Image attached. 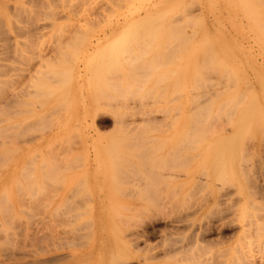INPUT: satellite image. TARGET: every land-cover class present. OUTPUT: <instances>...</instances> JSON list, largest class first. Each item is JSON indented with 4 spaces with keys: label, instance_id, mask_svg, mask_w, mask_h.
Segmentation results:
<instances>
[{
    "label": "rangeland",
    "instance_id": "374dc122",
    "mask_svg": "<svg viewBox=\"0 0 264 264\" xmlns=\"http://www.w3.org/2000/svg\"><path fill=\"white\" fill-rule=\"evenodd\" d=\"M19 1H21V0H19ZM19 1H16V0H0V8H1L0 12L4 16V17H1L2 15L0 14V19H3L2 22H3L4 26L8 24L7 27L6 26L4 27L5 29H3L0 26V31H1L0 34L2 33V31L4 32L2 34H5L2 37L3 46L1 45L2 48H0V54H1L0 62L3 66V68H2V66H0V68H2V69H0V72H1L0 73V83L3 81H5L4 83H7V84L2 83V85L0 84V93H1L0 95H5L4 93H6V97H8V100H10L11 99L10 98L11 93H13V94L15 93V94H17V98H18V94H19L20 95L19 99L21 100V97H23L22 99L25 100V101L22 100L23 102L21 101V103H20V100H18L19 104H21V105H19L17 103L19 106L17 105V107H16V105H15V108L13 107L14 105H12L11 107H7V106L4 107L6 109H8V108L10 109V111L8 109V111H9L8 114L4 111L6 109H4V108H2V106H0L1 110L4 111V113H2V114L0 111V118H2L0 120V127H2V128H0L1 129L0 132L1 131L4 132V133L1 132V134H3V136L0 134V154H2L4 156L8 155V158H9L8 159L7 156H5V158H6L5 159L4 156L0 155L1 156L0 157L1 158L0 159L1 160L0 166H1V164H3V166L0 167V188L2 187L1 182H5L6 183V189L10 191L9 195L5 194L8 198H4V195H2L3 196V198H2L0 195V198H1L0 199V201H1L0 206H2V208L0 207L2 209V210L0 209V213L2 214V211H3V214L2 215L0 214V216H1L0 217V261H2V262H0V264H2V263L3 264H79L82 262L84 264H119V263L120 264H123V263L124 264H248L249 262H250L249 264H253V263H251V261L254 262V264H256V263L257 264L258 263L264 264V249H263V244H264V233H263L264 232V223H263L264 222V190H263L264 189V115H263L264 114V58H263L264 57V40H259L261 38L262 39L264 38V33H263L264 31L261 30V31H263L262 36L260 34L261 33L260 30H258L259 33L257 32V30H254V31L250 30L253 32V33H251L250 31H248L247 28H244L245 30H241V31L236 30V32H234L232 30L233 27L231 28V25L229 22L231 20L230 16H232V19H233V16L236 14H237L236 17H238V15L243 16V11L241 9H239L238 7L236 8L237 11H236V9H234V11H233V9L232 10L226 9V8H230L227 5V3L230 2L229 0H219V1L215 0V1H218L215 3H213L214 0H210V1L204 0L205 2L208 1L207 5L205 2H203V0H200L199 2H197L200 5L199 8H197V6H198L197 3H196V5H193L195 3L190 4V6H189L190 8H189V11H187V13L189 14L191 12H194V10H195L194 13L189 14V15L193 16V19L194 18L196 19L195 15L197 13L198 18L204 17L205 20L208 19L207 20L208 22L210 20H212L213 24H215L217 22H216V20H214V17L218 15V20H221L222 21L221 23H223V26H225V28H223V26L221 28L224 30L226 29L228 32L222 30L225 33L224 34L220 30H214V25L212 27L213 30H210V31L208 30V32H207L208 35L206 34V36H204V37L208 36V39H210L209 43L213 44V46L211 44L210 48L217 46L216 48H213V49H209V45H208L209 43H207L206 41H205V44H203L205 39L203 40V42H200V41H202L200 39H202L204 37H201L198 34L197 36H199L201 38L195 42L196 44L194 43L193 48L195 46L196 49L194 48L195 50H193V52L198 53V52L205 51L206 49H209L211 53L207 52L208 56L205 55L204 56L205 59H203V58L201 59V64L204 63L205 65L204 64L201 65L200 61H199V62L194 64V67H195V65H196V67L194 69H191L193 67V63H191V64L188 63L190 66L187 65L188 71L185 74V76H179V73L175 69L172 71V69L174 67L177 68L175 66L176 61L173 58L174 57L173 52H175L174 53V55H175L179 51L175 50V48H174L175 45L174 46L171 44L168 45L171 41L170 38L173 35L172 32H174V30L173 31L170 30L172 34H169L168 30H165L166 32H168L169 35H167L165 31H164L165 33L162 34L163 33L162 30H160L161 33L160 32H158L156 34L154 33L155 34L154 41L157 40L156 38L158 37L157 42L156 41L154 42L151 39L152 37H150V39L152 41L149 40V36H146L149 33H146V35L144 33L145 37L148 38L149 42L146 41L145 37H144L145 39H141V38L138 39V41L139 40H143V41L145 40L148 44L150 43V45L143 43L144 44V46H143L141 43L142 41L141 42L139 41L138 43H141L140 44L141 46H140V45L135 44V43H137V41L134 40L135 42H133V43L135 45H137V46H135L133 44V48H136V49H134V52H136L135 50H137V54H138V52L140 50H141L140 52L144 51L145 49H146L145 51H147V54L145 53V55L143 53L141 55L139 52V54H138V55H140L139 57L136 54V57L140 58L139 59L140 61L138 59H136L137 61H135V63H134V60L131 62L129 59H127L128 62H127V60L124 62V59L122 58L123 56H121V53H120V58H122L123 60L122 59H121V61L117 60L119 58V55L117 56V55L113 54L114 48H113V45H110V44H112L113 40L111 39V37L108 38L109 36H107L106 39H103L102 42L99 43L98 48H94V49L89 48L88 41H89L90 36H92V34L89 35L88 30L86 29V28H88V25L86 26V24H88L89 22L85 21V20H89V19H90V21L92 20V18H93L92 17L93 16L92 15V13H93L92 8H94V13H96L97 15H100L99 16L100 20L102 19L101 18V12L103 11L102 14H104V16H105L104 18H106V19L108 18L109 20L114 21L116 19V18L113 19L114 16H116L117 18H120L125 14L133 12V10H131L130 7H132V9H133L134 8L133 5H138L140 3L139 0L138 1L128 0L125 2H124V0H122L126 5L127 4L128 5L126 6L124 3H122V5L124 4L125 6H121V7H124L125 10H127V9L130 10V12H126L125 10L121 9V7L117 4V2H116V4L118 6L116 4L114 5L115 0L113 2L111 0L110 3L108 0H106V2H105V0H101L100 4H102L101 5L102 8H104L103 6H105L103 4H106V8H104V9H107L108 8L107 5L112 4V3H113L112 6L117 7L116 8V7H112L111 5H109L108 10H111L110 8L112 7V10L115 11V13L112 11H110V12H112L114 15H111L112 13H110L109 11L107 12V15H105L106 14L105 11L100 9L101 8L100 4L98 5V3H99V2H97L98 0L97 1L96 0L95 1L94 0H90V1L85 0L86 2L84 0H82L86 4H82L81 0H80L81 4L77 0H74V1L69 0L72 3L78 2L79 4H77V5L80 6V8L76 5V3L69 5L71 3H67V2H69L68 0H65V3H67V4H63L62 0H55V1L52 0L51 1L52 4L55 3L56 1H59L58 2L59 5H60V3L63 4V6L61 4L62 8L60 6H58L57 3H56L57 6L51 7L50 5H52V4L49 3L50 2L49 0H48L49 2H47V0H44L43 2H41V0H38L39 1L38 3H37V0H36V2H34L35 0H28V1L26 0L25 2L22 0L21 3ZM93 1L96 2L97 4L94 3ZM119 1H121V0H119ZM132 1H133V5L130 6L131 5L130 3H132ZM255 1H257V0H255ZM261 1H264V0H258V2H261ZM26 2H29V3L26 4ZM45 2L47 3V6H49L48 8L47 7L45 8V6H44ZM88 2L93 4V6H94V4H96V6L98 5V7L95 6V7H92L90 9L89 7H91L92 5L90 3H89L90 5H88ZM136 2L137 3L139 2V3L136 4ZM234 2L236 4H238L239 1L234 0ZM240 2H242V1L240 0ZM8 3H9V5H8ZM30 3H31V5H30ZM33 3H35V4L37 3L38 6L37 5L36 6L38 8L35 6V4L32 5ZM107 3H109V4H107ZM118 3L120 4V2H118ZM180 3L183 4V5L180 4V6H182V8H180V9L182 11L179 9L180 6H176V7H178L177 9L175 6L172 9H170L173 6V4H172V5L166 6V8L164 7L166 9V11L164 9V11H165L164 13L167 12V15L169 17H172V18H176V16L178 17V15H176L178 12L180 14L181 13L184 14L183 12L186 13V10L188 9V8L186 9V7H185V6H187L186 1L180 0ZM217 3H219V4L216 5ZM5 4L8 5L9 8H8V6H5ZM21 4L24 6H22ZM12 5H14L15 7L17 5L18 6L20 5V6L19 7L17 6L16 10L14 12L15 7ZM41 5H42V8L44 7L45 9L41 8L40 11H42V10L45 11L47 9V11L49 10V12H50L51 11L50 9H52V8H53V10L55 9V11H57V8H59L58 14L60 13V15L56 17L55 15H58V14H56L57 12H53L54 14H52V15H51V13H49V15H47V11H45L46 17H48V16H51V17L46 18L47 19L46 20L45 18H42L43 15H40V17H41V19H40V17H39L40 12L38 13L39 10H37V9H40ZM68 5L70 7H72L73 5H76L78 12L81 8H83L84 10H86L87 8L88 9L85 11L86 14H85L84 10L83 11L81 10L79 12V14H78L77 10H75L76 11L75 13H77L75 15L73 12L74 10H72L73 8L67 7L68 10L71 9L73 12V15H75V16H72L71 11L66 10L67 9L66 6H68ZM85 5H86V7H84ZM87 5H88V7H87ZM202 5H204L203 6L204 8L202 7ZM221 5H222V8H220ZM34 6L37 8V9L35 8L37 11H35V9L31 8ZM128 6H130V7H128ZM183 6L185 8H183ZM191 6H193V8ZM194 6H196L197 9H194ZM216 6L217 7L219 6L218 7L219 10L217 9ZM223 6H224V12L225 13L223 12ZM260 6H264V3L259 4V8L264 10V7H260ZM23 7H26L27 10H25L26 8L23 9ZM119 7H120V9H119ZM126 7H127V9H126ZM135 7H137V6H135ZM200 7H202L203 9ZM209 7H211V8L209 9ZM114 8H116V9H114ZM2 9L4 12H2ZM29 9H32V10L28 11ZM74 9H76V8L74 7ZM167 9H169V13H168ZM175 9L177 11L180 10L181 12L178 11L175 14L174 13ZM216 9L218 11H220V9L222 10V11H220V14L217 13L218 11ZM33 10H34V12H33ZM121 10L125 11L126 13L123 11L121 13ZM162 10H163V8H162ZM196 10H199V12L201 11L203 13L196 12ZM240 10L242 11V15L240 13L241 12ZM10 11L13 12V13L11 12L12 15H14L16 13L14 15V17L11 15ZM116 11H117V13H116ZM118 11L120 13H118ZM135 11H137V10H135ZM208 11L211 12V14ZM238 11H240V12H238ZM17 12H19V13H17ZM20 12L23 14H21ZM27 12H28V14H27ZM31 12H33V14H31ZM90 12H91V14H90ZM25 13L27 14V16H25L26 15ZM61 13L63 16L65 15L66 17L65 16L63 18L60 17ZM80 13L85 15V16L86 15L87 16L92 15V16L91 17L88 16V17H90L89 19H87L88 17L86 19H85V17H83V19H82V17L81 18L78 17V16H83ZM172 13H174L176 16L173 14L175 16L174 17L172 15ZM221 13H223V16H224V14L227 13L226 15H227V18L229 17V21L226 17H225L226 18L225 19L221 15ZM35 14L38 15V17H39L38 20H40L42 22V23L37 22L40 25L34 24V26L37 25V28L33 27V22L35 23L37 19L34 20L33 16H32L33 20L31 19V15L35 16ZM41 14H42V12H41ZM96 14H94V17ZM117 14H119V16ZM120 14H122V15L120 16ZM22 15H23L24 20L23 19L21 20ZM108 15L110 17L113 16V18L111 17V19H110ZM220 15L225 20H223ZM18 16L20 17L19 19H18ZM52 16L53 17L55 16L56 18H59V17L60 18L56 19V18H52ZM205 16H207L208 18ZM15 17H16V19H15ZM77 17L79 19H81L82 21L84 20L86 23L84 21H83L84 23L80 22L81 20L79 21ZM9 18H11V20H13L16 24L14 22H13L14 24H11L12 21L10 22ZM17 19H18V22L16 21ZM50 19H51V21H50ZM20 20H21V23L23 22L24 25H25V23L28 22L25 26H28L29 24L30 25L28 27H25V28L23 25V28H24L23 29L22 24L19 23ZM42 20H45V21L43 22ZM30 21H32V25H31ZM57 21H59V22H57ZM48 22H52V23H50V25H49ZM73 22H75V24L78 22L77 26L73 25V26H75L74 28L78 27L79 25L81 26V27L76 28V30L80 29L78 31L79 33L76 30H73V26H71L73 24ZM227 22H229V23L227 24ZM45 23L46 24L48 23L49 27H48V25H46V26H43L44 29L41 28L42 25H44ZM57 23H60L62 25L59 24L60 26L57 25V27H54ZM63 23L68 24V27L72 23L70 25L72 28L69 27V29H72V30H69V32L67 31V33H66L65 28L67 26H65V28H64ZM102 23H103V21H102ZM106 23H109V22H106ZM10 24L14 25V26H12V27H14L13 30L15 29V27L17 25L16 32H18V30H20V31L18 33L14 32L15 30L14 31L12 30V27L10 26ZM0 25H1V22H0ZM84 25L86 26L85 29L83 28ZM89 25H90V23H89ZM8 26L10 28H8ZM30 26L33 28H30ZM50 26L52 28H50ZM58 26L60 28H64L63 31H62V29H59V31H61L60 33L57 29ZM18 27H21V29ZM38 27H40V28H38ZM26 28H27V30H26ZM67 28H66V30H67ZM5 30H6V32H5ZM29 30L32 32H30ZM53 31H57V32L54 33ZM64 31H65V33H62ZM81 31L83 33H86V34L81 33ZM154 31H158V30H154ZM244 31H246L247 34ZM70 32H72L73 34L72 33L70 34ZM14 33L17 35H15ZM51 33L55 36L53 37ZM57 33H59V34H57ZM242 33H243V35H242ZM254 33H256V34H254ZM7 34H8V38L6 37ZM62 34H64V36H62L64 38L60 37ZM75 34H76V36H75ZM79 34L80 35L83 34L84 36L83 35L82 36L84 38H82V36H80ZM237 34H239V35H237ZM69 35L73 36V41H72V38L70 39ZM133 35H132V37H133ZM138 35H140V34H138ZM165 35H167V36H165ZM174 35H176L175 32H174ZM174 35H173L174 38L172 37L173 40L176 39ZM236 35H237V37H236ZM244 35L246 37L248 36L249 40L248 39L245 40ZM255 35L258 38L255 37ZM259 35H260V38H259ZM1 36L2 35H0V37ZM27 36H29V37H27ZM47 36H49V37H47ZM67 36H69V38ZM115 36H113L114 37L113 39L116 40ZM161 36H164V38ZM181 36H182V34H181ZM197 36H195V37L199 38ZM233 36H234V38L236 37L237 40L232 38ZM239 36L241 37L240 39H239ZM5 37L7 38L6 40L9 42L4 41ZM78 37H81L80 38L81 42H80V39L78 40ZM160 37H161V39H160ZM166 37L170 40H168ZM195 37L193 36L192 39H194ZM52 38L54 41L50 40ZM65 38H68V39H65ZM92 38H94V37L92 36ZM215 38L217 39V41ZM250 38H252V39H250ZM47 39H48V41H46ZM59 39H62V40L59 41ZM74 39L78 40V41L75 42ZM211 39L214 40V43H213V40H211ZM256 39H258V40L255 41ZM18 40H20V41H18ZM42 40L45 42H41ZM64 40H66V41L68 40L67 41L68 43L66 41L64 43L63 42ZM224 40H226V42ZM239 40H241L242 42H245L244 43L245 45H243V43H242V46H241V43L240 44L236 43V41L238 42ZM251 40H253L254 42ZM21 41H23L22 43L24 45L19 44V42L21 43ZM176 41H177V39H176ZM241 41H239V42H241ZM246 41L254 43V44L251 43L252 48H251L249 43H247L248 44V46H247ZM258 41H260V42L258 43ZM4 42H6V43L4 44ZM10 42H13V43L10 44ZM15 42H16V44H15ZM30 42L32 45H29ZM40 42H41V44H40ZM59 42L60 43L63 42V44L62 43L60 44L62 46L59 45ZM73 42L75 43V47L73 46L74 45ZM78 42H80L81 45ZM152 42H154L156 44L154 45V43L152 44ZM228 42H229V44H228ZM33 43H35V44H33ZM108 43H109V46L107 47ZM163 43H165V44H163ZM176 43H178V42H176ZM197 43L199 44L200 47L198 46ZM200 43L203 45L201 46ZM224 43H225V45H223ZM255 43H258V44H255ZM56 44H57V46H56ZM67 44H69V46H67ZM157 44H158V47H156ZM237 44H239L241 47H244V48L241 49L240 46H238ZM7 45H9V46L7 47ZM25 45H27L28 48H26L27 46L25 48L22 47ZM78 45H80V46H78ZM153 45H154V47H153ZM204 45H207V48H204L205 50L203 49ZM221 45H222V47H221ZM233 45H235V46L233 47ZM52 46H54V47L52 48ZM72 46L74 47V49L72 48ZM55 47L56 48L58 47L57 48L58 50L60 47L59 52L61 51L60 53H62L61 54L62 58L58 55V54H60L58 52V50L57 51L54 50ZM62 47H65V48H62ZM68 47H70V49L72 48L73 50L72 49L68 50ZM150 47H153V49ZM204 47H206V46H204ZM10 48H12V51H10ZM15 48H17V51L18 52L20 51V52L18 53L16 50H14ZM61 48H62V50H61ZM79 48H81V49H79ZM108 48H109L110 53L108 52ZM125 48H126V46H125ZM165 48H166V50H165ZM245 48H246V50H245ZM256 48H258L259 50ZM1 49H2V51H5V49L7 51V49H8V51L4 53V52H1ZM18 49H20V50H18ZM23 49H25V50H23ZM63 50H65V51H63ZM172 50H174V51H172ZM213 50H214V52H216V54L213 52ZM25 51H27L29 53H26ZM71 51H75V53L74 52L72 53ZM77 51H79V52H77ZM121 51L122 50H120V52ZM256 51L259 53H257ZM32 52L34 54H32ZM88 52H90V53H88ZM157 52H158V54H157ZM161 52H162V54H161ZM170 52H171V55L173 57L170 55ZM14 53L19 54V55L15 56ZM21 53H22V55L25 54V55H23V57L26 56L25 60H24V58L23 59L21 58L22 60H19ZM126 53H125V57L128 56V55H126ZM168 53L170 55L169 57H168ZM249 53H250V56L252 55L251 57L249 56ZM40 54H41V56H40ZM53 54H55V55L53 56ZM73 54H75L74 57H72ZM102 54H103V60L101 59ZM106 54H107V56H106ZM122 54H124V53L122 52ZM156 54L159 56V58ZM3 55H5L6 58ZM22 55H21V57H22ZM219 55H223V57L222 56L219 57ZM7 56H9L8 57L9 59L7 58ZM97 56H99V57H97ZM104 56H106V58ZM114 56L118 57V58H116L118 63L120 61V63L119 64L117 63V64L118 65L121 64V67L119 66L120 69L116 70V71H115V69L116 68L118 69L119 67L116 64V62H114L115 60L113 61L114 63L112 62L114 65L110 63V60L112 61L113 59H115ZM210 56H211V59H210ZM215 56H217V57H215ZM43 57H45V59L48 57L47 59H49V61L47 59L46 60L43 59L45 62L42 61L41 58H43ZM49 57L51 58V60ZM56 57H57V59H56ZM65 57H66V60L68 62L64 60ZM150 57H152L154 59L152 60V58L150 59ZM10 58L12 60H10ZM71 58L72 59L74 58L73 59L74 61H72ZM97 58L101 59V61L104 62V65ZM215 58L216 59L218 58L217 60L219 63L217 62V60H215ZM6 59H8L9 61H7ZM52 59H54V63H53ZM59 59H61V60H59ZM88 59H89V61H88ZM95 59H97V60H95ZM157 59H158V61H157ZM162 59H164V60H162ZM172 59H174V60H172ZM56 60H58V61H56ZM86 60H87V62H86ZM91 60H92L93 64H95V66L92 65ZM211 60H212V63L211 62L208 63V61H211ZM145 61H146V63H145ZM147 61L149 64L147 63ZM171 61H172V63H171ZM65 62H66V64H65ZM96 62L99 63L100 65H98ZM140 62H142V63H140ZM151 62H152V64H151ZM3 63H5L9 66L8 71H7L8 66L3 65ZM18 63H19V65H18ZM43 63H44V65H43ZM61 63L63 64V66L61 65ZM124 63H125V65H124ZM132 63L134 64V66ZM159 63H161V65ZM214 63H216V64L218 63V66ZM48 64H49V66L50 65L51 66L49 67ZM101 64L103 65V69H102ZM166 64H168V65H166ZM208 64H210V65H208ZM88 65H90V67ZM137 65H138V68H136ZM139 65H142L144 68L142 66L139 67ZM149 65H150V67H149ZM4 66L6 67V69ZM46 66H48L49 69ZM71 66H72V68H71ZM97 66H98V68L95 69V67H97ZM109 66L112 67V70H111V68H109ZM113 66L115 69L113 68ZM128 66H130V68ZM157 66H159V67H157ZM223 66H224V68H223ZM57 68H58V70H57ZM62 68L66 72L68 69L67 73L70 74V75L68 74L69 77L67 79H65L67 81V84H65L66 81L62 82V84H59V83H61L60 82L61 80H64V78H62L63 77L62 73L64 72ZM65 68H67V69H65ZM100 68H101V70H100ZM104 68H105V70H104ZM122 68L125 69V70H123V72H121ZM127 68H129V69L127 70ZM150 68H151V70H150ZM212 68L214 70H212ZM54 69L57 71V73L59 72L58 74H60V76L56 73V71ZM61 69L63 71L62 73H60ZM83 69H84V71H83ZM108 69H109L108 73H105ZM164 69H166V70L168 69V71H166ZM145 70H147V71H145ZM163 70L165 73L167 72L166 73L167 75H165L164 72H162ZM210 70H212V73ZM48 71H49V73H48ZM96 71L98 72L97 73L98 76L95 73ZM119 71H120V73H119ZM142 71H144V72H142ZM174 71H176L178 74L176 72H175L176 73L175 74ZM227 71H228V73H227ZM2 72H3V74H2ZM39 72H40V74H39ZM44 72L48 73V75ZM93 72H94V74H93ZM125 72H127L128 75ZM131 72H133V74ZM134 72H136V74H134ZM205 72H206V74H204ZM214 72H217V73H215V75H214L213 74ZM229 72H231L233 74H231ZM4 73H5V75H4ZM6 73H7V75H6ZM121 73H123V74H121ZM149 73H151L152 75L154 74V75L151 77V74L149 75ZM197 73L199 74V76ZM44 74H46V75L44 77H42V75H44ZM52 74L54 77L52 76ZM87 74L89 76L88 78H86ZM111 74H113V75H111ZM117 74H119V75H117ZM101 75H103L104 77L102 76L103 77L102 78ZM107 75H111V76H107ZM114 75L116 76V78L113 77ZM123 75H124V77L122 78ZM175 75L176 76L178 75L177 77H181V78H177V77H175ZM196 75L198 76L197 80H196ZM230 75H234L233 76L234 78L232 76L230 77ZM66 76L67 75L65 73L64 77H66ZM105 76L108 78L106 79ZM40 77H41V80H40ZM51 77H53V78H51ZM96 77H98L99 79H96ZM147 77H148V79H147ZM204 77H206V78H204ZM218 77H220V78H218ZM45 78H48V80H46ZM54 78H55L56 82H54L55 81ZM110 78L112 79V82H110ZM124 78H126V81H128L127 83L124 80ZM141 78H143L146 83L143 81V79L141 80ZM170 78H172V79L170 80ZM174 78L175 79L177 78V79L175 80ZM217 78H218V80H217ZM228 78H229V81H231V82L228 81ZM231 78L236 79V80L232 81L233 79H231ZM1 79H2V81H1ZM3 79H5V80H3ZM59 79H61V80H59ZM103 79H104V81H103ZM120 79H121V82H120L121 85H119L118 83H116V86H115V84H112V83H115V80H116V82H119ZM130 79L132 80V82L130 81ZM135 79L137 80L136 82L134 81L136 84L133 82V80H135ZM138 79L140 80V83H139ZM163 79L165 81H163ZM166 79L169 80V82ZM192 79H193V81H192ZM57 80H59V81H57ZM99 80H100V82L101 81H103V82H101V84H100ZM113 80H114V82H113ZM36 81H38L39 83L42 84V86H41L38 83L39 86L38 85L37 86L39 87V89L45 88V89H43L45 91L44 93L43 92L39 93V91L35 90L36 85L35 86H33V85ZM42 81L44 84L42 83ZM69 81H70V83H69ZM106 81H109V82L106 83ZM53 82L56 84H54ZM57 82H59V83H57ZM141 82L142 83L144 82L145 84L142 85ZM156 82H157V85H156L157 87L155 86ZM172 82H174V83H172ZM128 83L130 84L129 86H128ZM184 83H185V85H184ZM225 83L228 85H226ZM18 84H19V86H18ZM94 84L98 85L99 90H97L98 88L97 89L95 88L96 86H94ZM107 84L108 85L111 84L110 89H108L109 86L105 88V86H107ZM124 84H126V85H124ZM132 84H133V86H132ZM170 84H172L174 86H172ZM99 85H101V86L99 87ZM112 85H113V87H112ZM150 85L151 86L154 85L153 87H156V88L154 89ZM165 85H166V87H165L166 89L164 90L163 86H165ZM195 85H197V86H195ZM215 85H218V87ZM117 86L119 87V89L121 88V90L119 92L116 91V93H115V90H119V89H116ZM145 86H146V88H145ZM148 86L151 87L150 91H149L150 87L148 88ZM178 86H179V88H178ZM180 86H181V88H180ZM202 86H204V87H202ZM11 87L12 88L14 87V89H12ZM168 87L171 89H169ZM172 87H175V88H172ZM112 88L114 91H110V90H112ZM129 88H130V90L132 89V92L129 90ZM138 88L141 89V91ZM152 88H153V90H152ZM244 88H246V89L248 88V90H246V89L244 90ZM173 89H176L178 92L176 90H173ZM21 90L23 91L22 93H21ZM100 90H102L103 92ZM105 90L107 92H105ZM156 90H157V92H156ZM179 90L180 91L182 90L181 91L182 94H180ZM9 91H11V92H9ZM29 91L32 93L30 94ZM49 91H53V92H49ZM98 91H100L103 94L102 95L99 94ZM165 91H166V93H165ZM187 91H189L191 94ZM209 91H211V92H209ZM212 91H213V93H212ZM247 91H248V93H247ZM46 92H48L49 94L45 95V94H47ZM195 92L197 93L198 96L196 95ZM240 92H241V94H240ZM8 93H10V94H8ZM24 93H26L28 95V97L27 96L25 97ZM50 93H52V94L50 95ZM80 93L82 94V96ZM120 93H121V95H123L122 96L123 99H122V97H120L121 96V95H119ZM154 93H156V94H154ZM157 93H159V94L161 93L160 96ZM168 93H172V95L169 94L170 95L169 96V95H167ZM201 93H202V95H201ZM219 93H220V95H219ZM13 94H12V99L16 97V95L14 94L15 95L14 96ZM21 94H22V96H21ZM35 94H37V95H35ZM38 94H39V96H38ZM41 94L42 95L44 94V95L41 96ZM93 94H94V96L96 95L95 97H98L99 95L100 96H106L107 94L108 95L112 94L113 97H116V98L120 97V98H117V99L114 98L113 99V97H111L112 95L107 96L108 99H112V102L114 101L113 103L112 102L110 103V104L114 105L112 107V105H110L108 103L111 100H108L106 97L105 98L108 100L107 101L108 104L106 103V100L104 97H103V99L105 100V101H103L104 104H102L103 103L102 98H101V101L100 100L98 101V103H100V104H96L95 102H97L96 100H98V99L95 98L93 96ZM117 94L119 96H117ZM151 94H152V96H151ZM178 94H180V95L178 96ZM129 95H132V96H129ZM140 95H141V97H140ZM156 95H158L159 97L158 96L156 97ZM216 95H217V97H216ZM167 96H169L170 99ZM203 96H205V97L203 98ZM212 96H213V98H212ZM241 96H243L244 98ZM0 97L2 98L0 101H4L3 99L6 100V97L5 98H4V96H0ZM64 97H66V98L64 99ZM83 97H84V99H83ZM160 97L162 99L165 98L166 102L169 100L168 102H170V103L165 104V101L163 100L164 102H162V99ZM200 97L203 99L201 100ZM208 97L210 98V100L205 99ZM236 97H237V99H236ZM17 98H15V99H17ZM132 98H134L135 100H133ZM155 98H156V100H155ZM230 98L233 100H231ZM26 99L28 100V102ZM93 99L95 100V102ZM136 99L139 101L136 102ZM159 99L161 100V103H159L160 102ZM175 99H177V100L175 101ZM227 99L228 100L230 99V101H228ZM67 100H68V102H67ZM157 100H159V102ZM211 100L213 103L210 102ZM239 100L241 103L238 102ZM126 101H128V102H126ZM171 101H174V103ZM204 101H205V103H204ZM207 101H209V102H207ZM231 101H233V102L237 101L238 103L232 102L234 104V105H232ZM30 102H33V103H30ZM62 102L63 103L67 102V104L65 103L66 107H65V104L62 105L63 104ZM115 102L117 104H114ZM118 102H119V104H118ZM144 102H145V105H143ZM28 103H29V105H28ZM123 103L126 105V107L124 106ZM139 103H140V107L142 106L141 109L138 108ZM189 103H191V104H189ZM207 103H208V105H206ZM14 104H16V103H14ZM202 104H204V105H202ZM235 104H237L238 106ZM58 105L60 107H63L65 109V111L63 108L61 109ZM107 105L109 107L110 106L111 107L110 108L108 107L109 108L108 109ZM172 105H173V108L171 109L170 106H172ZM211 105H212V107H211ZM219 105L221 108L218 107ZM250 105H252L253 107L251 108ZM97 106H99V107H97ZM57 107H59L60 109L59 108L57 109ZM119 107H121V108H119ZM230 107H233L235 109L233 110ZM12 108H13V110H12ZM155 108H158V109L155 111ZM161 108H163V109L165 108V109L162 110ZM250 108L252 110V113L250 112L251 117L247 116L250 114L249 110H248ZM21 109H22V111L20 112ZM29 109L30 110L32 109L31 112ZM173 109H174V111H172ZM219 109L221 110V112L219 111ZM14 110H16V111L19 110L18 111L19 113L15 112ZM27 110H28V112H27ZM137 110H139L138 113H137ZM144 110H146V111H144ZM190 110H191V112H190ZM228 110L230 111V113L227 112ZM60 111H61V115L59 117V115H56V113L59 114ZM95 111H96V113H93ZM128 111H130V112H128ZM214 111H215V115H214ZM118 112H121V113L119 114ZM125 112H127V113H125ZM131 112H135V113L133 114ZM145 112H147V113H145ZM176 112H177V114H176ZM244 112L245 113L247 112L246 115L243 114ZM16 113H18V114L16 115ZM115 113L117 116L115 115ZM139 113L141 114V116ZM166 113H168V114L166 115ZM203 113H204V115H202ZM206 113H208V114H206ZM227 113H228V115H227ZM3 114H5V115H3ZM10 114H12V115H10ZM124 114H126V115H124ZM146 114H149V116H151V117L149 118V116ZM113 115H115L117 118L114 117ZM181 115H182V117H181ZM230 115H232V117ZM132 116H134V117H132ZM137 116H140V117H137ZM210 116H211V120H210ZM244 116H245V118H244ZM246 116H247V119H246ZM113 117H114V120L117 119L118 122L114 123ZM168 117H169V119H168ZM189 117H190V120H188ZM201 117H202V119H201ZM241 117H242V120L244 118V121H242L243 123L241 122L242 124L240 123L238 125L237 120ZM248 117H250L251 121ZM143 118L147 121L149 119L150 120H149V122H145V120ZM160 118H162V119H160ZM4 119H5V121H4ZM6 119L7 120L9 119V120L7 121ZM35 119L37 121H35ZM204 119H206L209 122H207L206 120L204 121ZM131 120L133 121V123H134V121L138 120L137 123L141 126H138V124H136L137 126L136 125L133 126V128H134L133 129L132 125H130V124H132V123H130ZM139 120H141V121H139ZM31 121H33V122L31 123ZM103 121H105V122H103ZM120 121H122V122H120ZM202 121H204L205 124ZM56 122H57V124H56ZM150 122H151V125L148 124ZM128 123H130V124H128ZM144 123H147V124H144ZM11 124L12 125L16 124V126H12ZM43 124L45 125V127L43 126ZM125 124L127 125L126 128L122 127V126H125ZM194 124H195V126H194ZM7 125H9V126H7ZM46 125H47V127H46ZM237 125L239 126V128L237 127ZM242 126H244L243 128L245 130L242 128ZM14 127H16V130H14L15 129ZM72 127H73V129H72ZM129 127H131V128L128 130ZM137 127H139V128H137ZM143 127H146L147 129L144 130ZM74 128L76 131L74 130ZM121 128L122 129L125 128V129L122 131ZM149 128H150V130H149ZM236 128H238V130H240V133H239L240 138H239V134H238L239 131H237ZM71 129L74 131V133H73V131H71ZM140 129H142V130H140ZM7 130L11 131V133H9V131H7ZM18 131H19V133H18ZM22 131H25V132H22ZM27 131H28V133H27ZM65 133H66V135H65ZM232 133L236 134V135L232 136V138H231L232 140H230V142H228L226 145H224L223 149H218L217 146H218L219 139L223 136H229L228 134H230V136H231ZM9 134L10 135L13 134V135L10 136ZM191 134L192 135L194 134V135L192 136ZM195 134H196V136H195ZM6 135H7V137H6ZM8 136H10V138ZM13 136H14V138H13ZM132 136H133V138H132ZM186 136H188L187 137L188 139L187 138L185 139ZM3 137L5 140H3ZM237 137L239 139H237ZM234 138L237 141L236 140L233 141ZM6 139H7V141H10V142H7ZM23 139L27 140V142L25 140H24L25 142L22 141ZM146 139H148V140H146ZM183 139H185V140H183ZM201 140H203V141H201ZM14 142H16V143L13 145ZM145 143H146V145H145ZM229 143H231V144H229ZM228 144H229V146H228ZM2 151H3V153H2ZM136 157H137V159H136ZM3 160H4L5 164H4ZM112 161H114V162H112ZM222 161H224V163H223L224 165H220L222 163ZM40 162H42L43 164ZM27 166H29V167H27ZM219 166L220 167L223 166L224 171L221 170V169H223V167L220 169ZM218 168H219L220 173H218ZM31 174H32V176H34L33 178L31 176ZM61 175H63V176L61 177ZM29 176H31V178ZM52 176L55 177V179L56 178L57 179L56 180H54V178L52 179ZM28 177H29V179H28ZM35 181H36V183H35ZM138 182H139V185H138ZM35 184H36V186H35ZM133 184H135V185H133ZM128 188H130V191ZM37 189L39 190V192ZM103 189H107L106 195L104 194ZM131 189H136L137 192H138V190L139 191L141 190V191H140V193L134 192L136 194V195H134V193H131L132 192ZM113 190L117 191L119 194ZM15 192H16V194H15ZM31 192H32V194H31ZM52 192H54V194H56L55 197H53L51 195ZM69 192H71V193L77 192V193H75L76 195L75 194L74 195L71 194V195L74 196V198L78 197L77 198L78 201L81 199L82 204L79 202V206L81 205V207H79L77 205V203H78L77 200H75L76 203L74 202L76 204L75 209L70 207L69 204L71 201H72L71 205L74 207V205H73V199L74 198H72V196L70 195ZM125 192L126 193L129 192V193H131V195L132 194L133 195L131 196L129 193H127V195L129 194L128 195L129 197L131 196V198H129V197H127ZM35 193H37V194H35ZM43 193L44 194L46 193L47 195L50 193L51 194H50V197L49 196L46 197L47 195H43ZM0 194H2V193H0ZM67 194L72 198L71 199L69 197V199H71L70 202H68L69 199H66V198H68ZM140 194H141V196H139ZM42 195H43L42 198H44V197L46 198L45 203H43V204H42L43 199H41ZM142 195L144 197H142ZM65 196H66V198H65ZM106 196L109 197L110 201L112 199L115 201L112 203V205L114 207H116L115 210H112L113 212L111 210L104 209V207L106 205L111 206L107 203H103ZM138 197H139V200H138ZM145 197H146V199H145L146 201H143ZM231 197H232V199H231ZM2 199H4L5 201H3ZM64 199H65V202L67 201L69 203V204L66 203V205L65 204L64 205L65 206L68 205L69 206V207L67 206L68 208H71L74 210L68 209L66 207H65L66 209L62 208L63 204H61V203L64 202L63 201ZM8 200L10 202H9V205L8 204L7 205L12 206V207H8L5 205L6 203H8L7 202ZM46 200H47V202L51 200L49 202L50 203L49 205H48V203L46 204ZM147 200H149V201L152 200V201L149 202ZM58 201H59V203H57ZM87 201H88V203H87ZM83 202H84V204H83ZM1 203H5V204L1 205ZM60 204H61V206H59ZM46 205H48V206H46ZM76 207H78V208L76 209ZM122 207H124L125 209H122ZM128 209H130V210L128 211ZM133 209L134 210L136 209L137 211L136 210L134 211ZM84 211H85V213H84ZM4 212L6 214H8L9 216L6 215ZM133 212H135V213H133ZM248 216L252 217V218L249 219ZM3 217H5V218H3ZM120 217H122V218H120ZM252 219L254 222L255 221L256 222L254 223L252 221ZM245 220H246V223H244ZM248 220H250V221H248ZM186 221L188 224L186 223ZM250 222H251V224L253 223L254 225L253 224L251 226H250V224L247 225V223H250ZM260 226H262V227H260ZM258 227H260L261 229ZM253 229L255 231H253ZM175 230H177V231H175ZM204 230L205 231L207 230L208 232L206 231V233H203V232H205ZM249 230H251V231L249 232ZM218 231H220V232H218ZM71 232L72 233L74 232V233L72 234ZM255 232L258 233V236ZM261 232H262V235H261ZM251 234H252V237H251ZM57 235L60 236L61 239H60V237L57 238L56 237ZM62 235H63V237H62ZM199 235H201V236H199ZM218 235H219V238H218ZM73 236H74V238H73ZM55 237L58 240H60V242H58ZM249 237H251V238H249ZM256 238H258V239H256ZM54 240H56V241L53 242ZM260 240L262 243L260 242ZM65 241L66 242L70 241V242L66 243ZM255 241H256V243H255ZM242 242H244V245ZM259 247L262 251L259 250ZM67 254H69V255H67ZM51 255H56V256L58 255L57 257H59L58 258L59 260H56L54 263L52 261L44 262L45 259L46 258L49 259L48 256H51ZM63 255H65V256H63ZM244 255L246 257H244ZM61 257L62 258L64 257V259H61ZM37 260H39V262ZM241 261H243V262H241ZM40 262H42V263H40ZM238 262H240V263H238Z\"/></svg>",
    "mask_w": 264,
    "mask_h": 264
},
{
    "label": "bare ground",
    "instance_id": "6f19581e",
    "mask_svg": "<svg viewBox=\"0 0 264 264\" xmlns=\"http://www.w3.org/2000/svg\"><path fill=\"white\" fill-rule=\"evenodd\" d=\"M16 1H19V0H16ZM23 1L25 2L26 0H23ZM27 1H28V0H27ZM43 1H44V0H41V2H43ZM49 1H50V2H49ZM49 1L47 0V2H49L50 4H52V2H51L52 0H49ZM54 1H55V0H54ZM63 1H64V2H63ZM68 1H69V0H68ZM70 1H72V0H70ZM70 1L67 2V3H71V4H69V5H72V4H74V3H76V5H77V4H79L82 0H81V1H80V0H77V1H79V3H78V2H73V3H72V2H70ZM73 1H74V0H73ZM84 1H85V0H84ZM84 1H82V4H86V3H85L86 1H85V2H84ZM87 1H90V0H87ZM94 1H95V0H94ZM94 1H93V2H94ZM96 1H97V0H96ZM108 1H109V3H110L111 0H108ZM113 1H114V0H112V2H113ZM121 1H122V0H121ZM121 1H119V0H115L114 5H115L116 2H117V4H118L120 7H121V6H125L126 4H125L124 2H125V1H128V0H124V2H123V1L121 2ZM134 1H135V0H134ZM136 1H138V0H136ZM185 1H186V3H187V6H185V7H186V9H187V8H188V9L186 10V13H185V12H183L184 14L181 13L182 15L178 12V11L181 10L180 8H182V6H180V4H182V3H180V0H139V2H140V3L138 2L139 4L136 2V4H138V5H133V1H132V3H130V4H131L130 6L133 5L134 8L132 9V7H130V6H128V7H130L131 10H133V12L128 13L129 15H128V14H125V15H123V16L120 17V18H117L116 16H114V18H113V16H111L113 19L116 18L114 21H112V20H109L108 18H107V19L104 18L105 16H104V14H102V12H103L102 10L105 11V13H106L105 15H107V12H108V11H109V12L112 11V12L115 13V11L112 10V7H116V6H112L113 3L111 2L112 4L107 3V4H109V5L112 6V7L110 8L111 10H108L109 5H107V7H108L107 9H104V8H106V4H103V5H105V6H103L104 8H102V7H101L102 4H100V3H101V0H98V1H97V2H99L98 5L100 4V7H101L100 9H102V10H101V11H102V12H101V18H102L101 20H100V17H99L100 15H97L96 13H94V8H92V7H95V6H96V4H97L96 2H94V3H96V4H94V6H93V4H91L90 2H88V5H90V4L92 5V6L89 7V8H90V9L92 8V12H93L94 14H96L95 17H94V14L92 13L93 16H92V15H91V16H92L93 18H92L91 21H90V19H89L91 16H90V15H88V16H90V17H88L87 15L85 16V15L81 14L82 12H81L80 14L83 15V16H78V17H79V18L82 17V19H83V17H85V19L88 17L87 19H89V20H85V21H88V22L90 23V25H89L88 22H87L88 24H86V26L88 25V28H89V29L86 28L85 25L83 26L84 29L86 28V29L88 30L89 35L92 34V36L94 37V38H92V36H90V38H89V41H88V46H89V48H91V49L98 48L99 43L102 42L103 39H106L107 36H109L108 38L111 37V39L113 40L112 44H110V45H113V48H114V49H113V50H114V53H113V54H115V55H117V56L119 55V58H120V53H121V56H123L122 58L124 59V62H125L127 59H129L131 62L134 60V63H135V61H137L136 59H138V60L140 59V58H138V57L140 56V55H138V54H139V52H140L141 50L138 52V54H137V50H135L136 52H134V49H136V48H133V44H134L133 42L137 41V43H135V44H137V45H140L141 43H142L143 46H144L145 43H146L147 45H150V43L148 44L146 41L149 42V40H151V39L154 41V39H155V37H154L155 34L158 33V32H160V30H162V32H163L162 34H164V33L166 32L165 30H168L169 34H172V33H173V35H174V32H175L176 35H174V36H175V38L177 39V41H176V39H174V40L172 39L173 35H172L171 38H170V39H171L170 43L167 41V42L169 43L168 45H170V44L173 45V46L175 45V46H174L175 50H178V51H179V52L176 53L175 55H174L175 52H173V56H174V57L171 55V52H170V55H171V56L175 59V61H176L175 66L177 67V68L174 67V68L172 69V71L175 69V70L179 73V76H185V74H186L187 71H188V69H187L188 66H187V65L193 63V67H192L191 69H194V68L196 67V65H195V67H194V64H195V63H197V62L200 61V64H201V59H202V58L205 59V57H204L205 55L208 56V55H207V54H208L207 52H210L209 49H213V48H216V47H217V46H215V47H211V48H210V46H211V44H212V43H211V44L209 43V42H210V41H209L210 39H208V36H207V37H204V36H206L208 30H209V31H210V30H213V29H212L213 25H214V30H220V31L224 30V29L221 28V27L223 26V23H221V22H222L221 20H218V15L215 16V17L213 16V17H214V20H216V22H217V23L214 22L215 24H213V21H212V20H210V21L208 22V21H207L208 19L205 20L204 17H203V18H198V14H197V13H196L197 16L195 15L196 19H195V18L193 19V16H191V15H189V14L194 13L195 10H194V12H191V11H190L191 13H189V14L187 13V11H189V8H190L189 6H190V4L195 3V4H193V5H196V3L199 2L200 0H185ZM209 1H210V0H209ZM218 1H219V0H218ZM218 1H215V0H214L213 3L218 2ZM229 1H230V2H228L227 5H228V7H230V8H226V9H228V10H232V9H233V11H234V9H236V8L238 7L239 9H241V10L243 11V16H239V15H238V17H236V15H237V14H236V15L233 16V19H232V16H230V18H231L230 21H229V17L227 18V15H226L227 13L224 14V16H223V13H221V15H222L224 18L226 17V18L228 19V21L230 22L231 28L233 27L232 30H233L234 32H236V30H240V31H241V30H245L244 28H247L248 31H250V30H253V31H254V30H257V32H258V30H260V31L263 30V31H264V10H262L261 8H259V4H260V3H264V1L258 2V0H257V1H255V0H241L242 2H240V0H238V1L240 2V3L238 2V4H236V3L234 2V0H233V1H232V0H229ZM19 2L21 3L22 0L19 1ZM29 2H30V1H29ZM29 2H26V4H28ZM31 2H32V1H31ZM34 2H36V0H35ZM38 2H39V1L37 0V3H38ZM58 2H59V1H56L55 3H53V4H52L53 6L50 5V4H49V5H50L51 7H54V6H57V5L61 7V4H62V3H63V4H67V3H65V0H62V3H60V5H59ZM91 2H92V1H91ZM102 2H103V1H102ZM105 2H106V0H105ZM105 2H104V3H105ZM118 2H120V4H119ZM201 2H202V1H201ZM203 2H205V1L203 0ZM207 2H208V1H207ZM207 2H205L206 5H207ZM211 2H212V1H211ZM211 2H210V3H211ZM223 2H224V1H223ZM226 2H227V1H226ZM16 3H17V2H16ZM37 3H36V4L33 3L32 5L35 4V6H36V5L38 6ZM56 3H57V5H56ZM89 3H90V4H89ZM122 3H124L125 5H124V4L122 5ZM178 3H179V4H178ZM186 3H185V4H186ZM205 3H204V4H205ZM40 4H41V3H40ZM40 4H39V5H40ZM45 4H46V5H45ZM63 4H62V6H63ZM80 4H81V3H80ZM117 4H116V5H117ZM172 4H173V6H172L170 9H172L174 6H175V7H176V6H180V7H179L180 10L177 11L176 9H177L178 7H176V9L174 10L175 12L173 11L175 14H176V12H178V13L176 14V15H178V17H177L174 13H172V15L174 14V15L176 16V18L169 17V16L167 15V12L164 13V12L166 11V9H165L166 6H168V5H172ZM185 4H184V5H185ZM197 4H198V3H197ZM218 4H219V3H217L216 5H218ZM8 5H9V3H8ZM8 5L5 4V6H8ZM21 5H22V4H21ZM30 5H31V3H30ZM30 5H29V6H30ZM69 5L66 6V8H67V7L69 8V7H70ZM76 5H73L72 7H70V8H73L72 10H74L73 12H74L75 15L77 14V13H75V12H76L75 10H77V12H78V9H77V6H78V5H77V6H76ZM88 5H87V7H88ZM98 5H97L96 7H98ZM118 5H117V6H118ZM127 5H128V4H127ZM127 5H126V6H127ZM182 5H183V4H182ZM206 5H205V6H206ZM222 5H223V4H222ZM222 5H221L220 8H222ZM262 5H263V4H262ZM12 6H14V5H12ZM17 6H18V5H17ZM17 6H16V7H17ZM19 6H20V5H19ZM19 6H18V7H19ZM22 6H24V5H22ZM35 6H34V7H31V8H32V9H35V8L37 7V6H36V7H35ZM44 6H45V8H46V7H47V8L49 7V6H47V3H46V2L44 3ZM135 6H137V7H135ZM199 6H200V5L198 4L197 8H199ZM203 6H204V5H202V7H203ZM14 7H15V6H14ZM16 7H15V9H14V12H15V10H16ZM74 7H75L76 9H74ZM78 7L80 8V6H78ZM84 7H86V5H85ZM120 7H119V9H120ZM164 7H165V8H164ZM185 7L183 6V8H185ZM191 7L193 8V6H191ZM202 7H200V8H202ZM206 7H207V6H206ZM211 7H212V6H211ZM211 7H209V9H210ZM216 7H217V6H216ZM218 7H219V6H218ZM218 7H217V9H218ZM260 7H264V6H260ZM6 8H7V7H6ZM8 8H9V6H8ZM20 8H21V7H20ZM24 8H26V7H23V9H24ZM29 8H30V7H29ZM37 8H38V7H37ZM37 8H36V9H37ZM41 8H42V5H41L40 9H37V10H39L38 13L40 12V13H39V17H40V15H43L42 18H45V19L48 18V17L50 18L51 16L46 17V12H45V11H47V9H46L45 11H44V10L40 11ZM43 8H44V7H43ZM43 8H42V9H43ZM45 8H44V9H45ZM55 8H56V7H55ZM61 8H62V7H61ZM61 8H60V9H61ZM64 8H65V7H64ZM66 8H65V9H66ZM68 8H67L66 10H67V11L70 10L72 14H71L70 12H69V13H70L72 16H75V15H73L72 10H71V9L68 10ZM116 8H117V7H116ZM116 8H114V9H116ZM162 8H163V10H162ZM168 8H169V7H168ZM192 8H191V9H192ZM197 8H196V6H194V9H197ZM203 8H204V7H203ZM203 8H202V9H203ZM0 9H1V8H0ZM11 9H12V8H11ZM17 9H18V8H17ZM23 9H22V10H23ZM32 9H29L28 11H31ZM36 9H35V11H37ZM58 9H59V8H57V11H55V9L53 10V8H52V9H50V10H51L50 12H49V10H48V11H47V15H49V13H51V15H52V14H54L53 12H57L56 14H58ZM87 9H88V8H87ZM87 9H86V10H87ZM90 9H89V10H90ZM119 9H118V10H119ZM121 9L125 10L124 7H121ZM126 9H127V7H126ZM164 9H165V11H164ZM205 9H206V8H205ZM207 9H208V8H207ZM212 9H213V8H212ZM214 9H215V8H214ZM217 9H216V10H217ZM25 10H27V8H26ZM61 10H62V9H61ZM81 10L83 11L84 9L81 8V9L79 10V12H80ZM86 10H84V12H85ZM96 10H97V9H96ZM96 10H95V11H96ZM106 10H107V11H106ZM123 10H121V13H122ZM127 10H128V9H127ZM127 10H125V11H126V12H130V10H128V11H127ZM135 10H137V11H135ZM167 10H168V13H169V9H167ZM192 10H193V9H192ZM199 10H200V9H199ZM199 10H196V12H199ZM216 10H215V11H216ZM218 10H219V9H218ZM218 10H217V11H218ZM241 10H240V11H241ZM125 11H123V12H125ZM134 11H135V12H134ZM181 11H182V10H181ZM181 11H180V12H181ZM184 11H185V10H184ZM220 11H222V10L220 9ZM220 11H218L217 13L220 14ZM236 11H237V9H236ZM240 11H238V12H240ZM242 11L240 12L241 15H242ZM2 12H4L3 9H2ZM11 12H12V11H10V13H11ZM25 12H26V11H25ZM33 12H34V10H33ZM33 12H31V14H33ZM41 12H42V14H41ZM44 12H45V13H44ZM79 12H78V14H79ZM96 12H97V11H96ZM112 12H110V13H112ZM126 12H125V13H126ZM171 12H172V11H171ZM208 12H209V11H208ZM223 12H224V6H223ZM12 13H13V12H12ZM12 13H11V15H12ZM17 13H19V12H17ZM20 13H21V12H20ZM36 13H37V12H36ZM38 13H37V14H38ZM87 13H88V12H87ZM116 13H117V11H116ZM118 13H120V12L118 11ZM199 13H203V12L200 11ZM209 13L211 14V12H209ZM212 13H213V12H212ZM224 13H225V12H224ZM0 14L2 15L1 12H0ZM15 14H16V13H15ZM15 14H14V15H15ZM21 14H23V13H21ZM21 14H20V15H21ZM25 14H26V13H25ZM27 14H28V12H27ZM27 14H26L25 16H27ZM37 14H35V16H34V15H31V19H32V16H33V19H34V20L37 19L35 23L33 22V27H34V28H35V27L37 28V25H40L39 23H42L40 20H38L39 17H38ZM85 14H86V12H85ZM90 14H91V12H90ZM98 14H99V13H98ZM213 14H214V13H213ZM6 15H7V14H6ZM14 15H12V16L14 17ZM20 15H19V16H20ZM29 15H30V14H29ZM59 15H60V13H59L58 15H55V16L57 17V16H59ZM109 15H110V14H109ZM109 15H108V16H109ZM111 15H114V14L112 13ZM117 15L119 16V14H117ZM121 15H122V14H120V16H121ZM172 15H171V16H172ZM174 15H173V16H174ZM193 15H194V14H193ZM221 15H220V16H221ZM225 15H226V16H225ZM19 16H18V19L20 18ZM55 16H54V17L52 16V18H56ZM64 16H65V15H64ZM64 16H63L62 13H61V16H60V17L63 18ZM175 16H174V17H175ZM203 16H204V15H203ZM222 16H221V18H222ZM1 17H4V16L2 15ZM7 17H8V16H7ZM60 17H59V18H60ZM65 17H66V16H65ZM78 17H77V18H78ZM111 17L109 16L110 19H111ZM205 17H207V16H205ZM210 17H211V16H210ZM59 18H56V19H59ZM62 18H61V19H62ZM79 18H78V20L80 21L81 19H79ZM207 18H208V17H207ZM224 18H222V19L225 20L226 18H225V19H224ZM9 19H10V22L12 21L11 24H14V23H15L13 20H11V18H9ZM15 19H16V17H15ZM18 19L16 20L17 22H18ZM22 19H23V15H22L21 20H22ZM33 19H32V20H33ZM40 19H41V17H40ZM209 19H210V18H209ZM2 20H3V19H0V22H1V25H0V26H1L3 29H5L4 27H5V26L7 27L8 24L4 26ZM21 20H20L19 23L22 24V28H23V25H24V24H23V22L21 23ZM23 20H24V19H23ZM28 20H29V19H28ZM46 20H47V19H46ZM52 20H53V19H52ZM63 20H64V19H63ZM65 20H66V19H65ZM78 20H77V21H78ZM25 21H26V20H25ZM42 21L44 22L45 20H42ZM50 21H51V19H50ZM67 21H68V20H67ZM83 21H84V20H83ZM83 21L81 20L80 22L84 23L85 21H84V22H83ZM102 21H103V23H102ZM111 21H112V22H111ZM13 22H14V23H13ZM26 22H27V21H26ZM37 22H39V23H37ZM53 22H54V21H53ZM57 22H59V21H57ZM62 22H63V21H62ZM68 22H69V21H68ZM75 22H76V21H75ZM75 22H73V24L71 23L72 25H71L70 23H69V24H70L71 26H73V25L77 26V25H78V22H77L76 24H75ZM106 22H109V23H106ZM225 22H226V21H225ZM229 22H227V24H228ZM27 23H28V22H27ZM27 23H25V25H26ZM30 23H31V25H32V21H30ZM48 23H49V25H50V23H52V22H48ZM48 23H47V24L45 23L44 25H42V27H41V26H40V27L44 29L43 26L48 25ZM85 23H86V22H85ZM11 24H10L11 27L14 26V25H11ZM15 24H16V23H15ZM34 24H37V25L34 26ZM59 24H60V23H57L54 27H57V25H59ZM100 24H101V25H100ZM217 24H218V25H217ZM227 24H226V25H227ZM25 25H24V28H25V27H28L30 24H29L28 26H25ZM49 25H48V27H49ZM60 25H62V24H60ZM60 25H59V26H60ZM70 25H69V27L72 28ZM81 25H82V24H81ZM224 25H225V24H224ZM59 26H58V28H57L58 31H59V29H62V31H63L64 28H65V26L68 27V24L63 23L64 28H60ZM75 26H73V30H76V28L81 27V26L79 25L78 27L74 28ZM228 26H229V25H228ZM16 27H17V25H16ZM16 27H15V29H14L15 31L13 30L14 27H12V30H13L14 32H16V30H17ZM33 27L30 26V28H33ZM40 27H38V28H40ZM61 27H62V26H61ZM67 27H66V28H67ZM69 27L67 28V30H66V28H65L66 33H67V31L69 32V30H72V29H69ZM2 28H1V29H2ZM8 28H10V27L8 26ZM8 28H7V29H8ZM18 28L21 29V27H18ZM24 28H23V29H24ZM50 28H52V27L50 26ZM223 28H225V26H223ZM231 28H230V29H231ZM28 29H29V28H28ZM54 29H55V28H54ZM26 30H27V28H26ZM30 30H31V29H30ZM30 30H29V31H30ZM35 30H36V29H35ZM39 30H40V29H39ZM79 30H80V29H77L76 31L78 32ZM154 30H158V31H154ZM170 30H171V31L174 30V32L171 33ZM232 30H231V31H232ZM19 31H20V30H18V32H19ZM36 31H37V30H36ZM47 31H48V30H47ZM47 31H46V32H47ZM65 31L62 32V33H65ZM76 31H75V32H76ZM83 31H84V30H83ZM164 31H165V32H164ZM177 31H178V32H177ZM224 31L228 32L226 29H225ZM240 31H239V32H240ZM246 31H247V30H246ZM246 31H244V32H246ZM263 31H261V33H260L261 36H262V34L264 33ZM0 32H1V31H0ZM5 32H6V30H5ZM18 32H16V33H18ZM25 32H26V31H25ZM30 32H32V31H30ZM38 32H39V31H38ZM46 32H45V33H46ZM53 32L56 33L57 31H53ZM60 32H61V31H59V33H60ZM75 32H74V33H75ZM77 32H76V33H77ZM168 32H166L167 35H169ZM222 32H223V31H222ZM244 32H243V33H244ZM250 32L253 33L252 31H250ZM255 32H256V31H255ZM262 32H263V33H262ZM2 33H4V32L2 31ZM2 33L0 34V35H2V36L0 37V38H1V39H0V40H1V41H0V43H1V44H0V48H2L1 45L3 46V44H2V37L5 35V34H2ZM33 33H34V32H33ZM59 33H57V34H59ZM71 33H72V32H70V34H71ZM78 33H79V32H78ZM78 33H77V34H78ZM81 33H83V32L81 31ZM144 33H145V35H146V33H149V34L146 35V36H149V40H148V38L145 37ZM154 33H155V34H154ZM160 33H161V32H160ZM178 33H179V34L181 33L182 36H181V34L179 35ZM223 33H224V32H223ZM232 33H233V32H232ZM243 33H242V35H243ZM258 33H259V32H258ZM14 34H15V33H14ZM23 34H24V33H23ZM23 34H22V35H23ZM28 34H29V33H28ZM51 34H52V33H51ZM72 34H73V33H72ZM83 34H86V33H83ZM83 34H82V35H83ZM133 34H134V35L136 34L137 36H136V35L134 36ZM138 34H140V35H138ZM153 34H154V35H153ZM198 34H199L201 37H204V38L200 39L201 37L197 36ZM224 34H225V33H224ZM228 34H229V33H228ZM246 34H247V32H246ZM248 34H249V33H248ZM254 34H256V33H254ZM15 35H17V34H15ZM20 35H21V34H20ZM65 35H66V34H65ZM79 35H80V34H79ZM82 35H80V36H82ZM115 35H116V36H115ZM132 35H133V37H132ZM167 35H165V36H167ZM178 35H179V36H178ZM207 35H208V34H207ZM234 35H235V34H234ZM237 35H239V34H237ZM237 35H236V37H237ZM240 35H241V34H240ZM252 35H253V34H252ZM50 36H51V35H50ZM52 36L54 37L55 35L52 34ZM52 36H51V37H52ZM62 36H64V34H62L60 37H62ZM69 36H70V39L72 38V41H73V36H71V35H69ZM69 36H67V37L69 38ZM75 36H76V34H75ZM83 36H84V35H83ZM83 36H82V38H84ZM86 36H87V35H86ZM113 36H115L116 40L113 39V38H114ZM158 36H159V35H158ZM176 36H177V37H176ZM193 36H194V37L197 36V37H199V38H196V37H195L196 39H195V38L192 39ZM213 36H214V35H213ZM244 36H245V35H244ZM253 36H254V35H253ZM6 37L8 38V34H7ZM6 37H5V40H4V41H7V40H6V39H7ZM21 37H22V36H21ZM27 37H29V36H27ZM47 37H49V36H47ZM51 37H50V38H51ZM56 37H57V36H56ZM144 37L146 38V41H145V40H144V41H143V40H139L140 42H141V41H142V42H141V43H138V42H139L138 39H140V38H141V39H145ZM150 37H152V38L150 39ZM153 37H154V38H153ZM161 37L164 38V36H161ZM161 37H160V39H161ZM236 37L234 38V36H233L232 38L236 39ZM251 37H252V36H251ZM255 37H257V36L255 35ZM255 37H254V38H255ZM62 38H64V37H62ZM68 38H65V39H68ZM80 38H81V37H78V40H79ZM166 38H167V37H166ZM173 38H174V37H173ZM226 38H227V37H226ZM240 38H241V37L239 36V39H240ZM248 38H249L248 36H247V37L245 36V40L248 39ZM257 38H258V37H257ZM259 38H260V35H259ZM55 39H56V38H55ZM70 39H69V40H70ZM86 39H87V38H86ZM156 39H157V40H155V41L157 42V41H158V37H157ZM167 39H168V38H167ZM170 39H168V40H170ZM198 39L202 40V41H200V42H203V40L205 39L204 42H203V44H205V41H206L207 43H209V44H208V45H209V49H206V50H205L204 48H207V45H204V46H206V47L203 46V49H204L205 51L198 52V53L193 52V50L196 49L195 46H194L195 49L193 48V45H194V43H195ZM215 39H216V38H215ZM250 39H252V38H250ZM8 40H9V39H8ZM50 40H53V38L50 39ZM57 40H58V39H57ZM60 40H62V39H59V41H60ZM74 40H75V39H74ZM78 40H75V42L78 41ZM82 40H83V39H82ZM114 40H115V41H114ZM134 40H135V41H134ZM152 40H151V41H152ZM162 40H163V39H162ZM164 40H165V39H164ZM211 40H213V39H211ZM227 40H228V39H227ZM236 40H237V39H236ZM248 40H249V39H248ZM248 40H247V41H248ZM257 40H258V39H256L255 41H257ZM259 40H264V38H263V39L261 38V39H259ZM10 41H11V40H10ZM18 41H20V40H18ZM46 41H48V39H47ZM53 41H54V40H53ZM65 41H66V40H64L63 42L65 43ZM67 41H68V40H67ZM67 41H66V42H67ZM72 41H71V42H72ZM155 41H154V42H155ZM175 41L178 42V43H176ZM216 41H217V39H216ZM224 41L226 42V40H224ZM231 41H232V40H231ZM234 41H235V40H234ZM239 41H241V40H239ZM239 41H238V42L236 41V43H239V44L241 43V46H242V43H243V45H245V44H244L245 42H242V41L239 42ZM247 41H246V44L249 43L250 46H251V43H252V42H247ZM251 41H253V40H251ZM7 42H9V41H7ZM22 42H23V41H21V43L19 42V44H20V45H21V44L24 45ZM41 42H45V41L42 40ZM41 42H40V44H41ZM50 42H51V41H50ZM63 42H61V43L63 44ZM80 42H81V39H80ZM80 42H78V43L81 45ZM110 42H111V41H110ZM154 42H152V44H153ZM174 42H175L176 44H175ZM218 42H219V41H218ZM229 42H230V41H229ZM229 42H228V44H229ZM253 42H254V41H253ZM259 42H260V41H258V43H259ZM5 43H6V42H4V44H5ZM11 43H13V42H10V44H11ZM24 43H25V42H24ZM37 43H38V42H37ZM61 43L59 42V45H60ZM67 43H68V42H67ZM73 43H74V42H73ZM143 43H144V44H143ZM198 43H199V42H198ZM198 43H197V44H198ZM207 43H206V44H207ZM213 43H214V40H213ZM216 43H217V42H216ZM220 43H221V42H220ZM220 43H219V44H220ZM258 43H255V44H258ZM15 44H16V42H15ZM28 44H29V43H28ZM33 44H35V43H33ZM54 44H55V43H54ZM125 44H126V45H125ZM135 44H134V45H135ZM155 44H156V43H154V45H155ZM158 44H159V43H158ZM158 44H157L156 47H158ZM163 44H165V43H163ZM166 44H167V43H166ZM195 44H196V43H195ZM203 44L200 43L201 46H202ZM217 44H218V43H217ZM226 44H227V43H226ZM231 44H232V43H231ZM233 44H234V43H233ZM239 44H237V45L240 46ZM252 44H254V43H252ZM29 45H32L31 42H30ZM59 45H58V46H59ZM80 45H78V46H80ZM127 45H128V46H127ZM137 45H135V46H137ZM154 45H153V47H154ZM223 45H225V43H224ZM8 46H9V45H7V47H8ZM26 46H27V45L22 46V47L25 48ZM56 46H57V44H56ZM60 46H62V45H60ZM67 46H69V44H67ZM73 46L75 47V43H74ZM73 46H72V48L74 49ZM100 46H101V45H100ZM103 46H104V45H103ZM108 46H109V43H108L107 47H108ZM125 46H126V48H125ZM135 46H134V47H135ZM140 46H141V45H140ZM140 46H139V47H140ZM164 46H165V45H164ZM196 46H197V45H196ZM198 46H199V44H198ZM212 46H213V44H212ZM226 46H227V45H226ZM234 46H235V45H233V47H234ZM241 46H240L241 49L244 48V47H241ZM247 46H248V44H247ZM247 46H246V47H247ZM10 47H11V46H10ZM53 47H54V46H52V48H53ZM128 47H129V48H128ZM153 47H150V48L153 49ZM160 47H161V46H160ZM199 47H200V46H199ZM221 47H222V45H221ZM254 47H255V46H254ZM256 47H257V46H256ZM5 48H6V47H5ZM13 48H14V47H13ZM26 48H28V46H27ZM57 48H58V47H57ZM57 48L55 47L54 50L57 51V50H58ZM62 48H65V47H62ZM62 48H61V50H62ZM72 48H71V49H72ZM103 48H104V47H103ZM110 48H111V47H110ZM123 48H124V49H123ZM141 48H142V47H141ZM176 48H177V49H176ZM219 48H220V47H219ZM251 48H252V46H251ZM69 49H70V47H68V50H69ZM71 49H70V50H71ZM73 49H72V50H73ZM79 49H81V48H79ZM111 49H112V48H111ZM111 49H110V50H111ZM139 49H140V48H139ZM139 49H138V50H139ZM144 49H145V48H144ZM152 49H151V50H152ZM168 49H169V48H168ZM231 49H232V48H231ZM256 49H258V48H256ZM14 50L17 51V48H15ZM14 50H13V51H14ZM18 50H20V49H18ZM23 50H25V49H23ZM59 50H60V47H59ZM59 50H58V52H59ZM66 50H67V49H66ZM75 50H76V49H75ZM120 50H122V51L120 52ZM129 50H130V51H129ZM145 50H146V49H145ZM145 50H144V51H145ZM151 50H150V51H151ZM160 50H161V49H160ZM165 50H166V48H165ZM165 50H164V51H165ZM184 50H185V51H184ZM201 50H202V49H201ZM201 50H200V51H201ZM208 50H209V51H208ZM245 50H246V48H245ZM245 50H244V51H245ZM248 50H249V49H248ZM253 50H254V49H253ZM258 50H259V49H258ZM7 51H8V49H7ZM7 51H6V49H5V51H2V49H1V52H4V53H5V52H7ZM10 51H12V48H10ZM10 51H9V52H10ZM63 51H65V50H63ZM63 51H62V52H63ZM89 51H90V50H89ZM101 51H102V50H101ZM144 51L140 52V54H141V55H142V53H143L144 55H145V53L147 54V51H145V52H144ZM172 51H174V50H172ZM244 51H243V52H244ZM260 51H261V50H260ZM17 52H18V51H17ZM19 52H20V51H19ZM19 52H18V53H19ZM25 52H26V53H29V52H27V51H25ZM54 52H55V51H54ZM60 52H61V51H60ZM60 52H59V53H60ZM71 52H72V53H73V52L75 53V51H71ZM77 52H79V51H77ZM108 52H109V48H108ZM108 52H107V53H108ZM112 52H113V51H112ZM122 52H123L124 54H122ZM126 52H127V53H126ZM155 52H156V51H155ZM155 52H154V53H155ZM213 52H214V50H213ZM234 52H235V51H234ZM256 52H257V51H256ZM4 53H3V54H4ZM88 53H90V52H88ZM94 53H95V52H94ZM109 53H110V52H109ZM125 53H126V55H128L127 57H125ZM149 53H150V52H149ZM210 53H211V52H210ZM214 53L216 54V52H214ZM218 53H219V52H218ZM222 53H223V52H222ZM252 53H253V52H252ZM257 53H259V52H257ZM8 54H9V53H8ZM8 54H7V55H8ZM14 54H15V56L19 55V54H16V53H14ZM30 54H31V53H30ZM32 54H34V53L32 52ZM57 54H58V53H57ZM61 54H62V53H60V54H58V55L62 58V55H61ZM65 54H66V53H65ZM68 54H69V53H68ZM68 54H67V55H68ZM76 54H77V53H76ZM130 54H131V55H130ZM136 54L138 55V57H136ZM157 54H158V52H157ZM157 54H156V55H157ZM161 54H162V52H161ZM163 54H164V53H163ZM243 54H244V53H243ZM21 55H22V53H21ZM21 55H20V57H19V58H20L19 60H22L23 58H24V60H25V59H26V58H25L26 56L23 57V55H25V54H23L22 57H21ZM54 55H55V54H53V56H54ZM63 55H64V54H63ZM74 55H75V54H73L72 57H74ZM84 55H85V54H84ZM95 55H96V54H95ZM98 55H99V54H98ZM156 55H155V56H156ZM170 55H169V53H168V57H169ZM254 55H255V54H254ZM0 56H1V54H0ZM3 56H5V55H3ZM3 56H2V57H3ZM40 56H41V54H40ZM68 56H69V55H68ZM70 56H71V55H70ZM76 56H77V55H76ZM85 56H86V55H85ZM91 56H92V55H91ZM106 56H107V54H106ZM106 56H104V57L106 58ZM109 56H110V55H109ZM117 56H114L115 59H113L112 61L109 59L111 64H113L114 62H116V64H117V63H118L117 60H120V61H121L122 58L119 59ZM157 56H158V55H157ZM162 56H163V55H162ZM220 56L223 57V55H219V57H220ZM224 56H225V55H224ZM249 56H250V53H249ZM251 56H252V55H251ZM251 56H250V57H251ZM2 57H1V58H2ZM8 57H9V56H7V58H8ZM93 57H94V56H93ZM97 57H99V56H97ZM215 57H217V56H215ZM244 57H245V56H244ZM256 57H257V56H256ZM5 58H6V56H5ZM21 58H22V59H21ZM47 58H48V57H47ZM47 58H46V59H47ZM49 58H50V57H49ZM58 58H59V57H58ZM86 58H87V57H86ZM107 58H108V57H107ZM110 58H111V57H110ZM116 58H118V59L116 60ZM151 58H152V57H150V59H151ZM158 58H159V56H158ZM162 58H163V57H162ZM261 58H262V57H261ZM263 58H264V57H263ZM3 59H4V58H3ZM8 59H9V58H8ZM8 59H6V60L9 61ZM29 59H30V58H29ZM29 59H28V60H29ZM41 59H42V61H44L43 59H45V57H43V58H41ZM46 59H45V60H46ZM56 59H57V57H56ZM63 59H64V58H63ZM73 59H74V58H73ZM73 59L71 58L72 61H74ZM97 59H98V58H97ZM97 59H95V60H97ZM101 59L103 60V54H102V58H101ZM101 59H98V60L101 61ZM123 59H122V60H123ZM148 59H149V58H148ZM153 59H154V58H152V60H153ZM166 59H167V58H166ZM174 59H172V60H174ZM210 59H211V56H210ZM217 59H218V58H217ZM217 59L215 58V60H217ZM243 59H244V58H243ZM259 59H260V58H259ZM10 60H12V59L10 58ZM28 60H27V61H28ZM47 60L49 61V59H47ZM50 60H51V58H50ZM52 60H53V63H54V59H52ZM59 60H61V59H59ZM64 60L67 61V60H66V57H65ZM71 60H70V61H71ZM105 60H106V59H105ZM105 60H104V61H105ZM114 60H115V61H114ZM142 60H143V59H142ZM152 60H151V61H152ZM160 60H161V59H160ZM162 60H164V59H162ZM169 60H170V59H169ZM221 60H222V59H221ZM3 61H4V60H3ZM14 61H15V60H14ZM29 61H30V60H29ZM42 61H41V62H42ZM56 61H58V60H56ZM70 61H69V62H70ZM88 61H89V59H88ZM107 61H108V60H107ZM113 61H114V62H113ZM120 61H119V63H120ZM139 61H140V60H139ZM139 61H138V62H139ZM157 61H158V59H157ZM15 62H16V61H15ZM44 62H45V61H44ZM46 62H47V61H46ZM67 62H68V61H67ZM86 62H87V60H86ZM91 62H92V60H91ZM101 62H102V61H101ZM112 62H113V63H112ZM127 62H128V60H127ZM131 62H130V63H131ZM142 62H143V61H142ZM142 62H140V63H142ZM210 62L212 63V60H211V61H208V63H210ZM217 62H218V60H217ZM221 62H222V61H221ZM248 62H249V61H248ZM255 62H256V61H255ZM24 63H25V62H24ZM53 63H52V64H53ZM59 63H60V62H59ZM70 63H71V62H70ZM72 63H73V62H72ZM96 63H97V62H96ZM102 63H103V65H104V62H102ZM108 63H109V62H108ZM110 63H109V64H110ZM119 63H118V64H119ZM145 63H146V61H145ZM145 63H144V64H145ZM147 63H148V61H147ZM167 63H168V62H167ZM171 63H172V61H171ZM188 63H189V64H188ZM218 63H219V62H218ZM218 63H217V64L214 63V64H216V65L218 66ZM253 63H254V62H253ZM0 64H1V62H0ZM20 64H21V63H20ZM56 64H57V63H56ZM65 64H66V62H65ZM89 64H90V63H89ZM97 64L100 65L99 63H97ZM97 64H96V65H97ZM105 64H106V63H105ZM116 64H115V65H116ZM118 64H117V65H118ZM126 64H127V63H126ZM132 64H133V63H132ZM144 64H143V65H144ZM148 64H149V63H148ZM151 64H152V62H151ZM159 64L161 65V63H159ZM202 64H204V63H202ZM202 64H201V65H202ZM250 64H251V63H250ZM3 65H7V64L3 63ZM18 65H19V63H18ZM40 65H41V64H40ZM43 65H44V63H43ZM61 65L63 66L62 63H61ZM82 65H83V64H82ZM92 65L95 66V64H93V62H92ZM92 65H91V66H92ZM103 65L101 64L102 69H103ZM113 65H114V64H113ZM124 65H125V63H124ZM129 65H130V64H129ZM160 65H159V66H160ZM166 65H168V64H166ZM204 65H205V64H204ZM208 65H210V64H208ZM220 65H221V64H220ZM220 65H219V66H220ZM225 65H226V64H225ZM0 66H2V64H1ZM7 66H8V65H7ZM48 66H49V64H48ZM48 66H46V67L48 68ZM50 66H51V65H50ZM50 66H49V67H50ZM59 66H60V65H59ZM72 66H73V65H72ZM72 66H71V68H72ZM88 66L90 67V65H88ZM88 66H87V67H88ZM119 66L121 67V64L118 65V67H119ZM133 66H134V64H133ZM140 66H142V65H139V67H140ZM159 66H157V67H159ZM163 66H164V65H163ZM189 66H190V65H189ZM4 67H5V66H4ZM10 67H11V66H10ZM68 67H69V66H68ZM84 67H85V66H84ZM99 67H100V66H99ZM120 67H119L118 69H117V68L115 69L114 66H113V68L115 69V71H116V70H119ZM128 67L130 68V66H128ZM142 67H143V66H142ZM149 67H150V65H149ZM155 67H156V66H155ZM160 67H161V66H160ZM214 67H215V66H214ZM2 68H3V66H2ZM2 68H0V69H2ZM16 68H17V67H16ZM51 68H52V67H51ZM58 68H59V67H58ZM58 68H57V70H58ZM81 68H82V67H81ZM93 68H94V67H93ZM97 68H98V66L95 67V69H97ZM105 68H106V67H105ZM105 68H104V70H105ZM109 68H111V70H112V67L109 66ZM129 68H127V70H128ZM136 68H138V65L136 66ZM143 68H144V67H143ZM143 68H142V69H143ZM153 68H154V67H153ZM200 68H201V67H200ZM223 68H224V66H223ZM5 69H6V67H5ZM8 69H9V66H8V68H7V71H8ZM11 69H12V68H11ZM13 69H14V68H13ZM48 69H49V68H48ZM62 69H63V68H62ZM62 69H61V72H60V73H62V72L64 71V69H63V71H62ZM65 69H67V68H65ZM85 69H86V68H85ZM147 69H148V68H147ZM196 69H197V68H196ZM196 69H195V70H196ZM204 69H205V68H204ZM3 70H4V69H3ZM54 70H55V69H54ZM98 70H99V69H98ZM98 70H97V71H98ZM100 70H101V68H100ZM123 70H125V69L122 68L121 72H123ZM150 70H151V68H150ZM164 70H166V69H164ZM164 70H163L162 72H164ZM201 70H202V69H201ZM212 70H214V69L212 68ZM212 70H210L211 73H212ZM221 70H222V69H221ZM231 70H232V69H231ZM55 71H56V70H55ZM55 71H54V72H55ZM59 71H60V70H59ZM83 71H84V69H83ZM91 71H92V70H91ZM97 71L95 72L96 74L99 72V71H98V72H97ZM108 71H109V69H108L105 73H108ZM131 71H132V70H131ZM145 71H147V70H145ZM152 71H153V70H152ZM166 71H168V69H167ZM170 71H171V70H170ZM176 71H174V73H175ZM190 71H191V70H190ZM203 71H204V70H203ZM207 71H208V70H207ZM42 72H43V71H42ZM67 72H68V69H67ZM67 72L64 71V72L62 73V75H63L62 78H64V80L59 79V80H61V81H60L61 83H59V82H57V83L62 84V82L66 81L65 79H67V78L69 77V76H68L69 73H67ZM100 72H101V71H100ZM136 72H137V71H136ZM136 72H134V74H136ZM142 72H144V71H142ZM160 72H161V71H160ZM162 72H161V73H162ZM177 72H176V73H177ZM196 72H197V71H196ZM208 72H209V71H208ZM221 72H222V71H221ZM231 72H232V71H231ZM231 72H229V73H231ZM0 73H1V72H0ZM13 73H14V72H13ZM44 73H46V72H44ZM48 73H49V71H48ZM48 73H46V74L48 75ZM56 73H57V71H56ZM56 73H55V74H56ZM58 73H59V72H58ZM58 73H57V74H58ZM65 73H66V75H67L66 77H64V76H65ZM78 73H79V72H78ZM82 73H83V72H82ZM85 73H86V72H85ZM89 73H90V72H89ZM119 73H120V71H119ZM125 73L127 74V72H125ZM131 73L133 74V72H131ZM140 73H141V72H140ZM151 73H152V72H151ZM151 73H149V75H150ZM166 73H167V72H166ZM166 73L164 72L165 75H167ZM170 73H171V72H170ZM176 73H175V74H176ZM178 73H177V74H178ZM199 73H200V72H199ZM209 73H210V72H209ZM215 73H217V72H214L213 74L215 75ZM227 73H228V71H227ZM2 74H3V72H2ZM2 74H1V75H2ZM14 74H15V73H14ZM39 74H40V72H39ZM41 74H42V73H41ZM46 74L42 75V77H44ZM93 74H94V72H93ZM115 74H116V73H115ZM121 74H123V73H121ZM132 74H131V75H132ZM143 74H144V73H143ZM147 74H148V73H147ZM180 74H181V75H180ZM197 74H198V73H197ZM204 74H206V72H205ZM224 74H225V73H224ZM231 74H233V73H231ZM4 75H5V73H4ZM4 75H3V76H4ZM6 75H7V73H6ZM10 75H11V74H10ZM10 75H9V76H10ZM58 75L60 76V74H58ZM69 75H70V74H69ZM104 75H105V74H104ZM111 75H113V74H111ZM111 75H107V76H111ZM117 75H119V74H117ZM127 75H128V74H127ZM129 75H130V74H129ZM144 75H145V74H144ZM153 75H154V74H153ZM153 75L151 74V77H152ZM158 75H159V74H158ZM160 75H161V74H160ZM172 75H173V74H172ZM211 75H212V74H211ZM235 75H236V74H235ZM28 76H29V75H28ZM50 76H51V75H50ZM52 76H53V74H52ZM81 76H82V75H81ZM97 76H98V74H97ZM102 76H103V75H101V77H102ZM136 76H137V75H136ZM145 76H146V75H145ZM145 76H144V77H145ZM156 76H157V75H156ZM177 76H178V75H177ZM177 76L175 75V77H177ZM198 76H199V74H198ZM198 76L196 75V80H197ZM220 76H221V75H220ZM231 76L233 77L234 75H230V77H231ZM30 77H31V76H30ZM38 77H39V76H38ZM38 77H37V78H38ZM46 77H47V76H46ZM48 77H49V76H48ZM53 77H54V76H53ZM53 77H51V78H53ZM88 77H89V76H88V74H87L86 78H88ZM103 77H104V76H103ZM103 77H102V78H103ZM105 77H106V76H105ZM113 77L116 78L115 75H114ZM123 77H124V75L122 76V78H123ZM127 77H128V76H127ZM138 77H139V76H138ZM148 77H149V76H148ZM148 77H147V79H148ZM159 77H160V76H159ZM192 77H193V76H192ZM213 77H214V76H213ZM221 77H222V76H221ZM226 77H227V76H226ZM28 78H29V77H28ZM37 78H36V79H37ZM49 78H50V77H49ZM58 78H59V77H58ZM94 78H95V77H94ZM107 78H108V77H106V79H107ZM111 78H112V77H111ZM111 78H110V82H112V79H111ZM117 78H118V77H117ZM129 78H130V77H129ZM129 78H128V79H129ZM149 78H150V77H149ZM162 78H163V77H162ZM177 78H181V77H177ZM177 78H176V79H177ZM204 78H206V77H204ZM218 78H220V77H218ZM218 78H217V80H218ZM233 78H234V77H233ZM233 78H231V79H233ZM30 79H31V78H30ZM45 79L48 80V78H45ZM45 79H44V80H45ZM96 79H99V78L96 77ZM113 79H114V78H113ZM142 79H143V78H141V80H142ZM147 79H146V80H147ZM154 79H155V78H154ZM168 79H169V78H168ZM171 79H172V78H170V80H171ZM174 79H175V78H174ZM176 79H175V80H176ZM201 79H202V78H201ZM208 79H209V78H208ZM3 80H5V79H3ZM40 80H41V77H40ZM49 80H50V79H49ZM51 80H52V79H51ZM54 80H55V78H54ZM59 80H57V81H59ZM117 80H118V79H117ZM122 80H123V79H122ZM124 80L126 81V78H124ZM138 80H139V79H138ZM166 80H167V79H166ZM224 80H225V79H224ZM226 80H227V79H226ZM235 80H236V79H233L232 81H235ZM1 81H2V79H1ZM23 81H24V80H23ZM103 81H104V79H103ZM103 81H101V82H103ZM130 81L132 82L131 79H130ZM134 81L136 82L137 80L135 79V80H133V82H134ZM143 81H144V79H143ZM153 81H154V80H153ZM161 81H162V80H161ZM163 81H165V80L163 79ZM167 81L169 82V80H167ZM192 81H193V79H192ZM203 81H204V80H203ZM228 81H229V78H228ZM4 82H5V81L1 82L0 84H1V85H2V83H3V84H7V83H4ZM36 82H37V83H36ZM36 82H35L36 84L34 83V85H33V86L36 85V86H35V87H36L35 90L39 91V93H41V92L44 93L45 91H44L43 89H45V88H43V89L40 88V89H41V90H40L39 87H38V86H39V85H38L39 82H38V81H36ZM44 82H45V81H44ZM54 82H56V80H55ZM54 82H53V83H54ZM86 82H87V81H86ZM99 82H100V80H99ZM101 82H100V84H101ZM108 82H109V81H106V83H108ZM113 82H114V80H113ZM120 82H121V79H120L119 82H116V80H115V83H112V84H115V86H116V83H118L119 85H121ZM127 82H128V81H126V83H127ZM135 82H134V83H135ZM144 82H145V81H144ZM144 82H143V83L141 82V84L143 85V84L146 83V82H145V83H144ZM149 82H150V81H149ZM158 82H159V81H158ZM168 82H167V83H168ZM177 82H178V81H177ZM199 82H200V81H199ZM229 82H231V81H229ZM236 82H237V81H236ZM42 83H43V81H42ZM49 83H50V82H49ZM69 83H70V81H69ZM87 83H88V82H87ZM95 83H96V82H95ZM139 83H140V80H139ZM152 83H153V82H152ZM172 83H174V82H172ZM23 84H24V83H23ZM39 84L42 86L41 83H39ZM43 84H44V83H43ZM54 84H56V83H54ZM65 84H67V81L65 82ZM103 84H104V83H103ZM135 84H136V83H135ZM207 84H208V83H207ZM225 84H226V83H225ZM233 84H234V83H233ZM37 85H38V86H37ZM86 85H87V84H86ZM110 85H111V84H110ZM110 85L107 84V86H105V88L109 86L108 89H110V88H111ZM124 85H126V84H124ZM129 85H130V84L128 83V86H129ZM156 85H157V82H156L155 86H156ZM166 85H167V84H166ZM166 85L163 86V87H164V90L166 89V88H165ZM170 85H172V84H170ZM178 85H179V84H178ZM184 85H185V83H184ZM191 85H192V84H191ZM193 85H194V84H193ZM210 85H211V84H210ZM226 85H228V84H226ZM3 86H4V85H3ZM18 86H19V84H18ZM68 86H69V85H68ZM87 86H88V85H87ZM94 86H96V87H95L96 89L98 88V85H97V84H94ZM100 86H101V85H99V87H100ZM102 86H103V85H102ZM132 86H133V84H132ZM135 86H136V85H135ZM150 86H151V85H150ZM150 86H148V88H149ZM153 86H154V85H152L151 87H153ZM161 86H162V85H161ZM161 86H160V87H161ZM172 86H174V85H172ZM175 86H176V85H175ZM195 86H197V85H195ZM200 86H201V85H200ZM215 86L218 87V85H215ZM5 87H6V86H5ZM48 87H49V86H48ZM58 87H59V86H58ZM112 87H113V85H112ZM151 87L149 88V91H150ZM156 87H157V86H156ZM156 87H153V88L155 89ZM163 87H162V88H163ZM184 87H185V86H184ZM192 87H193V86H192ZM202 87H204V86H202ZM228 87H229V86H228ZM246 87H247V86H246ZM11 88H12V87H11ZM49 88H50V87H49ZM103 88H104V87H103ZM115 88H116V87H115ZM115 88H114V89H115ZM145 88H146V86H145ZM153 88H152V90H153ZM158 88H159V87H158ZM168 88H169V87H168ZM168 88H167V89H168ZM172 88H175V87H172ZM178 88H179V86H178ZM180 88H181V86H180ZM205 88H206V87H205ZM207 88H208V87H207ZM214 88H215V87H214ZM224 88H225V87H224ZM4 89H5V88H4ZM12 89H14V87H13ZM38 89H39V90H38ZM47 89H48V88H47ZM47 89H46V90H47ZM79 89H80V88H79ZM88 89H89V88H88ZM88 89H87V90H88ZM100 89H101V88H100ZM116 89H119V87L117 86ZM124 89H125V88H124ZM138 89H139V88H138ZM169 89H171V88H169ZM189 89H190V88H189ZM208 89H209V88H208ZM245 89H246V88H244V90H245ZM1 90H2V89H1ZM9 90H10V89H9ZM83 90H84V89H83ZM97 90H99V88H98ZM102 90H103V89H102ZM102 90H100V91H102ZM120 90H121V88H120L119 90H115V93H116V91L119 92ZM125 90H126V89H125ZM129 90H130V88H129ZM139 90L141 91V89H139ZM157 90H158V89H157ZM157 90H156V92H157ZM159 90H160V89H159ZM173 90H176V89H173ZM212 90H213V89H212ZM224 90H225V89H224ZM246 90H248V88H247ZM4 91H5V90H4ZM12 91H13V90H12ZM63 91H64V90H63ZM100 91H98V92H99V94L102 95L103 93H101ZM103 91H104V90H103ZM103 91H102V92H103ZM110 91H114L113 88H112V90H110ZM123 91H124V90H123ZM130 91L132 92V89H131ZM137 91H138V90H137ZM169 91H170V90H169ZM169 91H168V92H169ZM176 91H177V90H176ZM179 91H180V90H179ZM181 91H182V90H181ZM181 91H180V94H182ZM195 91H196V90H195ZM200 91H201V90H200ZM207 91H208V90H207ZM225 91H226V90H225ZM1 92H2V91H1ZM9 92H11V91H9ZM22 92H23V91L21 90V93H22ZM29 92H30V91H29ZM34 92H35V91H34ZM49 92H53V91H49ZM105 92H107V91L105 90ZM151 92H152V91H151ZM163 92H164V91H163ZM163 92H162V93H163ZM177 92H178V91H177ZM187 92H189V91H187ZM191 92H192V91H191ZM205 92H206V91H205ZM209 92H211V91H209ZM222 92H223V91H222ZM26 93H27V92H26ZM26 93H24V95H25V97H26V96L28 97V95H27L28 93H27V94H26ZM31 93H32V92H30V94H31ZM36 93H37V92H36ZM46 93H47V94H45V95H48V94H49L48 92H46ZM81 93H82V92H81ZM81 93H80V94H81ZM93 93H94V92H93ZM133 93H134V92H133ZM137 93H138V92H137ZM137 93H136V94H137ZM165 93H166V91H165ZM165 93H164V94H165ZM189 93H190V92H189ZM192 93H193V92H192ZM195 93H196V92H195ZM198 93H199V92H198ZM212 93H213V91H212ZM212 93H211V94H212ZM214 93H215V92H214ZM220 93H221V92H220ZM220 93H219V95H220ZM247 93H248V91H247ZM253 93H254V92H253ZM0 94H1V93H0ZM4 94H5V95H0V96H4V98H5V97H6V93H4ZM8 94H10V93H8ZM12 94H13V93H11V95H10L11 97L9 96V97L11 98L10 100H8V97H6V100L3 99L4 101H0V106H2V108L6 107V106H7V107H11L12 105H14V106H13L14 108H15V105H16V107H17V105L19 104V101H18V100H20V99H19V96H20V95L18 94V98H17V94L14 93V94L16 95L15 98H17V99H15V98L12 99ZM14 94H13V95H14ZM51 94H52V93H50V95H51ZM59 94H60V93H59ZM64 94H65V93H64ZM66 94H67V93H66ZM83 94H84V93H83ZM105 94H106V93H105ZM105 94H104V95H105ZM108 94H109V93H108ZM108 94H107L106 96H100V95L98 96V95H97L99 98H98V97H95L96 95L94 96V94H93V96H94L95 98L98 99V100H96L97 102H95V100H94L95 98L93 97V98H94L93 100H94V102H95L96 104H100V103H98V101H99V100L101 101V98H102V99H103V97H104V98H105V97L107 98V96H111V95H112V94H111V95H108ZM127 94H128V93H127ZM129 94H130V93H129ZM141 94H142V93H141ZM147 94H148V93H147ZM154 94H156V93H154ZM157 94L160 96L161 93H160V94L157 93ZM169 94L172 95V93H168L167 95H169ZM180 94H178V96H179ZM190 94H191V93H190ZM204 94H205V93H204ZM240 94H241V92H240ZM242 94H243V93H242ZM15 95H14V96H15ZM35 95H37V94H35ZM43 95H44V94H43ZM43 95L41 94V96H43ZM119 95H121V93H120ZM119 95L117 94V96H119ZM133 95H134V94H133ZM158 95H156V97H157ZM162 95H163V94H162ZM196 95H197V93H196ZM201 95H202V93H201ZM219 95H218V96H219ZM14 96H13V97H14ZM21 96H22V94H21ZM38 96H39V94H38ZM52 96H53V95H52ZM81 96H82V94H81ZM122 96H123V95H121L120 97H122ZM129 96H132V95H129ZM134 96H135V95H134ZM138 96H139V95H138ZM138 96H137V97H138ZM149 96H150V95H149ZM151 96H152V94H151ZM154 96H155V95H154ZM154 96H153V97H154ZM159 96H158V97H159ZM163 96H164V95H163ZM163 96H162V97H163ZM169 96H170V95H169ZM169 96H167V97L170 99ZM197 96H198V95H197ZM244 96H245V95H244ZM111 97H113V95H112ZM111 97H110V98H111ZM120 97H117V98H120ZM127 97H128V96H127ZM140 97H141V95H140ZM146 97H147V96H146ZM204 97H205V96H203V98H204ZM216 97H217V95H216ZM216 97H215V98H216ZM233 97H234V96H233ZM237 97H238V96H237ZM237 97H236V99H237ZM241 97H243V96H241ZM251 97H252V96H251ZM22 98H23V97H21L20 103H21L22 100L25 101V100L22 99ZM38 98H39V97H38ZM65 98H66V97H64V99H65ZM106 98H105L106 103H107L108 100H111L110 102H108V103L110 104V103L112 102V99H108V98H107V99H108V100H107ZM114 98H116V97H113V99H114ZM117 98H116V99H117ZM134 98H135V97H134ZM134 98H132V99L135 100ZM143 98H144V97H143ZM151 98H152V97H151ZM160 98H161V97H160ZM171 98H172V97H171ZM179 98H180V97H179ZM197 98H198V97H197ZM200 98H201V97H200ZM203 98H201V100H202ZM208 98H209V97H208ZM208 98H205V99L210 100V98H209V99H208ZM212 98H213V96H212ZM243 98H244V97H243ZM245 98H246V97H245ZM1 99H2V98L0 97V100H1ZM60 99H61V98H60ZM83 99H84V97H83ZM122 99H123V97H122ZM127 99H128V98H127ZM130 99H131V98H130ZM161 99H162V98H161ZM177 99H178V98H177ZM177 99H175V101H176ZM230 99H231V98H230ZM230 99H229V100L227 99V100L230 101ZM234 99H235V98H234ZM250 99H251V98H250ZM14 100H15L16 102H15ZM26 100H27V99H26ZM62 100H63V99H62ZM105 100L103 99L102 102L105 101ZM143 100H144V99H143ZM155 100H156V98H155ZM159 100H160V99H159ZM159 100H157V101L159 102ZM163 100L165 101V98L162 99V102H164ZM167 100H168V99H167ZM212 100H213V99H212ZM212 100L210 101L211 103H213ZM231 100H233V99H231ZM253 100H254V99H253ZM23 101H22V102H23ZM82 101H83V100H82ZM123 101H124V100H123ZM137 101H139V100L136 99V102H137ZM146 101H147V100H146ZM146 101H145V102H146ZM148 101H149V100H148ZM168 101H169V100H168ZM168 101H167V102L165 101V104H166V103H167V104L170 103V102H168ZM194 101H195V100H194ZM224 101H225V100H224ZM241 101H242V100H241ZM27 102H28V100H27ZM67 102H68V100H67ZM67 102H65V103L67 104ZM83 102H84V101H83ZM113 102H114V101H113ZM113 102H112V103H113ZM126 102H128V101H126ZM141 102H142V101H141ZM145 102H144L143 105H145ZM171 102L174 103V101H171ZM207 102H209V101H207ZM222 102H223V101H222ZM232 102H233V101H231V104L234 105L233 103H234V102H237V101H234L233 103H232ZM238 102H240V100H239ZM238 102H237V103H238ZM14 103H16V104H14ZM17 103H18V104H17ZM30 103H33V102H30ZM41 103H42V102H41ZM62 103H63V102H62ZM65 103H63L62 105H64ZM106 103H105V104H106ZM108 103H107V104H108ZM121 103H122V102H121ZM131 103H132V102H131ZM142 103H143V102H142ZM142 103H141V104H142ZM156 103H157V102H156ZM159 103H161V100H160ZM177 103H178V102H177ZM192 103H193V102H192ZM204 103H205V101H204ZM220 103H221V102H220ZM226 103H227V102H226ZM240 103H241V102H240ZM240 103H239V104H240ZM253 103H254V102H253ZM24 104H25V103H24ZM66 104H65V107H66ZM102 104H104V102H103ZM114 104H117V103L115 102ZM118 104H119V102H118ZM123 104H124V103H123ZM134 104H135V103H134ZM189 104H191V103H189ZM227 104H228V103H227ZM19 105H21V104H19ZM19 105H18V106H19ZM26 105H27V104H26ZM28 105H29V103H28ZM56 105H57V104H56ZM62 105H61V106H62ZM110 105H112V104H110ZM202 105H204V104H202ZM206 105H208V103H207ZM235 105H237V104H235ZM252 105H253V104H252ZM252 105H250L251 108L253 107ZM58 106H59V105H58ZM85 106H86V105H85ZM104 106H105V105H104ZM113 106H114V105H112V107H113ZM124 106L126 107L125 104H124ZM124 106H123V107H124ZM176 106H177V105H176ZM176 106H175V107H176ZM199 106H200V105H199ZM225 106H226V105H225ZM237 106H238V105H237ZM242 106H243V105H242ZM59 107H60V106H59ZM59 107H57V109H58ZM97 107H99V106H97ZM105 107H106V106H105ZM108 107H109V106L107 105V108H108ZM110 107H111V106H110ZM110 107H109V108H110ZM125 107H124V108H125ZM141 107H142V106H141ZM141 107H140V103H139V107H138V108L141 109ZM164 107H165V106H164ZM170 107H171V109H172V108H173V105L170 106ZM170 107H169V108H170ZM178 107H179V106H178ZM189 107H190V106H189ZM202 107H203V106H202ZM205 107H206V106H205ZM211 107H212V105H211ZM218 107L221 108L220 105H219ZM60 108L62 109L63 107H60ZM60 108H59V109H60ZM100 108H101V107H100ZM109 108H108V109H109ZM119 108H121V107H119ZM169 108H168V109H169ZM176 108H177V107H176ZM176 108H175V109H176ZM179 108H180V107H179ZM179 108H178V109H179ZM190 108H191V107H190ZM206 108H207V107H206ZM215 108H216V107H215ZM230 108L233 109V110L235 109V108H233V107H230ZM236 108H237V107H236ZM251 108L248 109V110H249V113H250V112L252 113ZM4 109H6V108H4ZM8 109H9V108H8ZM8 109L4 110L7 114H8V112L10 111V109H9V111H8ZM63 109H64V108H63ZM87 109H88V108H87ZM95 109H96V108H95ZM157 109H158V108H155V111H156ZM161 109L164 110L165 108H164V109L161 108ZM171 109H170V110H171ZM182 109H183V108H182ZM188 109H189V108H188ZM194 109H195V108H194ZM253 109H254V108H253ZM12 110H13V108H12ZM23 110H24V109H23ZM29 110H30V109H29ZM31 110H32V109H31ZM31 110H30V112H31ZM97 110H98V109H97ZM146 110H147V109H146ZM146 110H144V111H146ZM151 110H152V109H151ZM166 110H167V109H166ZM229 110H230V109H229ZM229 110H228L227 112L230 113L231 110H230V111H229ZM0 111H1V114L4 113V111L1 110V107H0ZM14 111H15V112H18L19 110H17V111L14 110ZM21 111H22V109L20 110V112H21ZM24 111H25V110H24ZM64 111H65V109H64ZM144 111H143V112H144ZM147 111H148V110H147ZM172 111H174V109H173ZM176 111H177V110H176ZM179 111H180V110H179ZM199 111H200V110H199ZM219 111L221 112L220 109H219ZM225 111H226V110H225ZM27 112H28V110H27ZM128 112H130V111H128ZM138 112H139V110H137V113H138ZM149 112H150V111H149ZM151 112H152V111H151ZM153 112H154V111H153ZM164 112H165V111H164ZM190 112H191V110H190ZM205 112H206V111H205ZM205 112H204V113H205ZM6 113H5V114H6ZM18 113H19V112H18ZM18 113H16V115H17ZM93 113H96V111L93 112ZM113 113H114V112H113ZM116 113H117V112H116ZM116 113H115V115H116ZM118 113L120 114L121 112H118ZM123 113H124V112H123ZM123 113H122V114H123ZM125 113H127V112H125ZM131 113L134 114L135 112H131ZM145 113H147V112H145ZM160 113H161V112H160ZM194 113H195V112H194ZM197 113H198V112H197ZM204 113H203L202 115H204ZM209 113H210V112H209ZM233 113H234V112H233ZM246 113H247V112H246ZM246 113L244 112L243 114L246 115ZM251 113H250L249 115H247V116H250ZM5 114H3V115H5ZM33 114H34V113H33ZM33 114H32V115H33ZM64 114H65V113H64ZM67 114H68V113H67ZM139 114H140V113H139ZM143 114H144V113H143ZM167 114H168V113H166V115H167ZM171 114H172V113H171ZM176 114H177V112H176ZM176 114H175V115H176ZM206 114H208V113H206ZM206 114H205V115H206ZM10 115H12V114H10ZM45 115H46V114H45ZM49 115H50V114H49ZM56 115H59V117H60V115H61V111H60L59 114L56 113ZM62 115H63V114H62ZM94 115H95V114H94ZM115 115H113V116L116 117L117 115H116V116H115ZM124 115H126V114H124ZM129 115H130V114H129ZM131 115H132V114H131ZM144 115H145V114H144ZM146 115L149 116V114H146ZM161 115H162V114H161ZM187 115H188V114H187ZM191 115H192V114H191ZM197 115H198V114H197ZM212 115H213V114H212ZM214 115H215V111H214ZM218 115H219V114H218ZM227 115H228V113H227ZM263 115H264V114H263ZM66 116H67V115H66ZM140 116H141V114H140ZM140 116H137V117H140ZM188 116H189V115H188ZM230 116L232 117V115H230ZM247 116H246V119H247ZM42 117H43V116H42ZM61 117H62V116H61ZM63 117H64V116H63ZM90 117H91V116H90ZM114 117H113V121H114V123H115V122H118L117 119H115L116 121L114 120ZM130 117H131V116H130ZM132 117H134V116H132ZM135 117H136V116H135ZM142 117H143V116H142ZM150 117H151V116H149V118H150ZM165 117H166V116H165ZM165 117H164V118H165ZM169 117H170V116H169ZM169 117H168V119H169ZM181 117H182V115H181ZM192 117H193V116H192ZM206 117H207V116H206ZM242 117H243V116H242ZM242 117L239 118V119L237 120L238 125H239L242 121H244L245 116H244L243 120H242ZM250 117H251V116H250ZM250 117H248V118L250 119ZM49 118H50V117H49ZM65 118H66V117H65ZM116 118H117V117H116ZM147 118H148V117H147ZM199 118H200V117H199ZM261 118H262V117H261ZM1 119H2V118H0V120H1ZM40 119H41V118H40ZM40 119H39V120H40ZM43 119H44V118H43ZM52 119H53V118H52ZM122 119H123V118H122ZM137 119H138V118H137ZM143 119H144V118H143ZM160 119H162V118H160ZM191 119H192V118H191ZM201 119H202V117H201ZM6 120H7V119H6ZM8 120H9V119H8ZM8 120H7V121H8ZM92 120H93V119H92ZM100 120H101V119H100ZM134 120H135V119H134ZM141 120H142V119H141ZM141 120H139V121H141ZM144 120H145V119H144ZM149 120H150V119H149ZM149 120H148V121L145 120V122H149ZM188 120H190V117H189ZM192 120H193V119H192ZM205 120H206V119H204V121H205ZM208 120H209V119H208ZM210 120H211V116H210ZM4 121H5V119H4ZM4 121H3V122H4ZM33 121H34V120H33ZM33 121H31V123H32ZM35 121H37V120L35 119ZM35 121H34V122H35ZM47 121H48V120H47ZM105 121H106V120H105ZM105 121H103V122H105ZM137 121H138V120H137ZM137 121H134V123H133V121L131 120L130 123H132V124H130V123H128V124L132 125V128H133V126H135L136 124H138ZM142 121H143V120H142ZM166 121H167V120H166ZM195 121H196V120H195ZM204 121H202V122L204 123ZM206 121H207V120H206ZM248 121H249V120H248ZM250 121H251V119H250ZM1 122H2V121H1ZM44 122H45V121H44ZM77 122H78V121H77ZM103 122H102V123H103ZM106 122H107V121H106ZM120 122H122V121H120ZM179 122H180V121H179ZM183 122H184V121H183ZM188 122H189V121H188ZM207 122H209V121H207ZM207 122H206V123H207ZM245 122H246V121H245ZM14 123H15V122H14ZM16 123H17V122H16ZM36 123H37V122H36ZM36 123H35V124H36ZM42 123H43V122H42ZM74 123H75V122H74ZM74 123H73V124H74ZM102 123H101V124H102ZM139 123H140V122H139ZM157 123H158V122H157ZM196 123H197V122H196ZM196 123H195V124H196ZM242 123H243V122H242ZM242 123H241V124H242ZM23 124H24V123H23ZM27 124H28V123H27ZM54 124H55V123H54ZM56 124H57V122H56ZM99 124H100V123H99ZM121 124H122V123H121ZM144 124H147V123H144ZM148 124L151 125V122L148 123ZM153 124H154V123H153ZM195 124H194V126H195ZM204 124H205V123H204ZM247 124H248V123H247ZM247 124H246V125H247ZM11 125H12V124H11ZM37 125H38V124H37ZM40 125H41V124H40ZM142 125H143V124H142ZM178 125H179V124H178ZM238 125H237V127L239 128ZM4 126H5V125H4ZM7 126H9V125H7ZM12 126H16V124H15V125H12ZM30 126H31V125H30ZM43 126L45 127L44 124H43ZM49 126H50V125H49ZM121 126H122V125H121ZM126 126H127V125L125 124V126H122V127H125V128H126ZM136 126H137V125H136ZM138 126H141V125L138 124ZM152 126H153V125H152ZM196 126H197V125H196ZM37 127H38V126H37ZM46 127H47V125H46ZM73 127H74V126H73ZM73 127H72V129H73ZM149 127H150V126H149ZM187 127H188V126H187ZM235 127H236V126H235ZM243 127H244V126H242V128H243ZM0 128H2V127H0ZM7 128H8V127H7ZM12 128H13V127H12ZM14 128H15L14 130H16V127H14ZM22 128H23V127H22ZM30 128H31V127H30ZM49 128H50V127H49ZM125 128H124V129H125ZM130 128H131V127H129L128 130H129ZM137 128H139V127H137ZM143 128H144V130L147 129L146 127H143ZM143 128H142V129H143ZM189 128H190V127H189ZM238 128H236V129H237V131H239V132H238V134H239V133H240V130H238ZM240 128H241V127H240ZM5 129H6V128H5ZM8 129H9V128H8ZM67 129H68V128H67ZM72 129H71V131H73ZM80 129H81V128H80ZM121 129H122V128H121ZM124 129H122V131H123ZM133 129H134V128H133ZM142 129H140V130H142ZM192 129H193V128H192ZM196 129H197V128H196ZM196 129H195V130H196ZM200 129H201V128H200ZM243 129H244V128H243ZM0 130H1V129H0ZM3 130H4V129H3ZM10 130H11V129H10ZM12 130H13V129H12ZM37 130H38V129H37ZM74 130H75V128H74ZM149 130H150V128H149ZM244 130H245V129H244ZM7 131H9V130H7ZM19 131H20V130H19ZM19 131H18V133H19ZM25 131H26V130H25ZM25 131H22V132H25ZM44 131H45V130H44ZM75 131H76V130H75ZM193 131H194V130H193ZM193 131H192V132H193ZM233 131H234V130H233ZM235 131H236V130H235ZM1 132H3V131H1ZM1 132H0V134H1ZM12 132H13V131H12ZM130 132H131V131H130ZM192 132H191V133H192ZM3 133H4V132H3ZM9 133H11V131H9ZM27 133H28V131H27ZM73 133H74V131H73ZM125 133H126V132H125ZM196 133H197V132H196ZM5 134H6V133H5ZM5 134H4V135H5ZM21 134H22V133H21ZM30 134H31V133H30ZM32 134H33V133H32ZM184 134H185V133H184ZM1 135L3 136V134H1ZM9 135H10V134H9ZM12 135H13V134H12ZM12 135H10V136H12ZM19 135H20V134H19ZM65 135H66V133H65ZM187 135H188V134H187ZM191 135H192V134H191ZM193 135H194V134H193ZM193 135H192V136H193ZM198 135H199V134H198ZM226 135H227V134H226ZM228 135H229V136H223V137H221V138L219 139V141H218V146H217L218 149H223V148H224L223 146L226 145L228 142H230V140H232V139H231L232 136H233V135H236V134L232 133L231 136H230V134H228ZM10 136H8V137L10 138ZM31 136H32V135H31ZM188 136H189V135H188ZM188 136H186L185 139H186ZM195 136H196V134H195ZM237 136H238V135H237ZM6 137H7V135H6ZM198 137H199V136H198ZM1 138H2V137H1ZM11 138H12V137H11ZM13 138H14V136H13ZM61 138H62V137H61ZM132 138H133V136H132ZM135 138H136V137H135ZM203 138H204V137H203ZM235 138H236V137H235ZM235 138H234L233 141L236 140ZM239 138H240V134H239ZM239 138L237 137V139H239ZM25 139H26V138H25ZM25 139H23L22 141H24ZM27 139H28V138H27ZM185 139H183V140H185ZM187 139H188V138H187ZM196 139H197V138H196ZM1 140H2V139H1ZM3 140H5L4 137H3ZM14 140H15V139H14ZM134 140H135V139H134ZM146 140H148V139H146ZM189 140H190V139H189ZM6 141H7V139H6ZM25 141L27 142V140H25ZM25 141H24V142H25ZM181 141H182V140H181ZM194 141H195V140H194ZM196 141H197V140H196ZM201 141H203V140H201ZM204 141H205V140H204ZM236 141H237V140H236ZM7 142H10V141H7ZM15 143H16V142H14L13 145H14ZM140 143H141V142H140ZM190 143H191V142H190ZM8 144H9V143H8ZM136 144H137V143H136ZM229 144H231V143H229ZM229 144H228V146H229ZM67 145H68V144H67ZM139 145H140V144H139ZM145 145H146V143H145ZM60 147H61V146H60ZM68 147H69V146H68ZM135 148H136V147H135ZM47 149H48V148H47ZM60 150H61V149H60ZM14 151H15V150H14ZM2 153H3V151H2ZM62 153H63V152H62ZM62 153H61V154H62ZM64 153H65V152H64ZM5 154H6V153H5ZM11 154H12V153H11ZM0 155H2V154H0ZM47 155H48V154H47ZM2 156H4V155H2ZM5 156H7V158H8V155H5ZM5 156H4V158H5ZM58 156H59V155H58ZM0 157H1V156H0ZM33 157H34V156H33ZM67 158H68V157H67ZM0 159H1V158H0ZM5 159H6V158H5ZM8 159H9V158H8ZM111 159H112V158H111ZM116 159H117V158H116ZM119 159H120V158H119ZM136 159H137V157H136ZM30 160H31V159H30ZM64 160H65V159H64ZM113 160H114V159H113ZM0 161H1V160H0ZM6 161H7V160H6ZM127 161H128V160H127ZM130 161H131V160H130ZM3 162H4V160H3ZM3 162H2V163H3ZM11 162H12V161H11ZM31 162H32V161H31ZM112 162H114V161H112ZM40 163H42V162H40ZM223 163H224V161H222V163H221L220 165H224ZM4 164H5V162H4ZM29 164H30V163H29ZM42 164H43V163H42ZM1 166H3V164H1ZM1 166H0V167H1ZM44 166H45V165H44ZM49 166H50V165H49ZM51 166H52V165H51ZM27 167H29V166H27ZM219 167H220V166H219ZM222 167H223V166H221L220 169H221ZM42 168H43V167H42ZM49 168H50V167H49ZM52 170H53V169H52ZM135 170H136V169H135ZM221 170L224 171V167H223V169H221ZM29 171H30V170H29ZM25 172H26V171H25ZM29 173H30V172H29ZM121 173H122V172H121ZM218 173H220L219 168H218ZM222 173H223V172H222ZM222 173H221V174H222ZM48 175H49V174H48ZM25 176H26V175H25ZM31 176H32V174H31ZM31 176H29V177L31 178ZM62 176H63V175H61V177H62ZM29 177H28V179H29ZM33 177H34V176H32V178H33ZM35 177H36V176H35ZM50 177H51V176H50ZM50 177H49V178H50ZM46 178H47V177H46ZM53 178H54V180L57 179V178L55 179V177L52 176V179H53ZM136 178H137V177H136ZM24 179H25V178H24ZM28 179H27V180H28ZM61 179H62V178H61ZM132 179H133V178H132ZM137 180H138V179H137ZM139 180H140V179H139ZM142 182H143V181H142ZM14 183H15V182H14ZM31 183H32V182H31ZM35 183H36V181H35ZM16 184H17V183H16ZM29 184H30V183H29ZM33 184H34V183H33ZM33 184H32V185H33ZM17 185H18V184H17ZM27 185H28V184H27ZM30 185H31V184H30ZM61 185H62V184H61ZM133 185H135V184H133ZM138 185H139V182H138ZM1 186H2V187L0 188V193H2V194H0L1 197L3 198L2 195H4V198H8L5 194L9 195V192H10V191L6 189V183H5V182H1ZM35 186H36V184H35ZM34 188H35V187H34ZM128 189H129V191H130V188H128ZM256 189H257V188H256ZM37 190H38V189H37ZM126 190H127V189H126ZM131 190H132L131 193H134V192H135V193H138V192L140 193V191H141V190H140V191L138 190V192H137L136 189H131ZM263 190H264V189H263ZM31 191H32V190H31ZM51 191H52V190H51ZM54 191H55V190H54ZM113 191H115V190H113ZM261 191H262V190H261ZM38 192H39V190H38ZM103 192H104V194L106 195L107 189H103ZM115 192L118 193L117 191H115ZM123 192H124V191H123ZM69 193H70V195H71V194L74 195V194L77 193V192H75V193H73V192H72V193L69 192ZM69 193H68V194H69ZM125 193H126V192H125ZM127 193H129V192H127ZM127 193H126V195H127ZM131 193H129V194L131 195ZM135 193H134V195H136ZM142 193H143V192H142ZM15 194H16V192H15ZM28 194H29V193H28ZM31 194H32V192H31ZM31 194H30V195H31ZM33 194H34V193H33ZM35 194H37V193H35ZM50 194H51V193H50ZM50 194L47 195L46 193H45V194L43 193V195H47L46 197H48V196L50 197ZM68 194H67V195H68ZM78 194H79V193H78ZM102 194H103V193H102ZM118 194H119V193H118ZM121 194H122V193H121ZM129 194H128V195H129ZM228 194H229V193H228ZM43 195L41 196V199H43L42 204L45 203V199H46L45 197L42 198ZM51 195H52L53 197H55L56 194H54V192H52ZM67 195H66V196H67ZM72 195H71V196H72ZM75 195H76V194H75ZM122 195H123V194H122ZM126 195H125V196H126ZM128 195H127V197H129ZM132 195H133V194H132ZM132 195H131V196H132ZM66 196H65V198H66ZM131 196H130L129 198H131ZM139 196H141V194H140ZM228 196H229V195H228ZM9 197H10V196H9ZM67 197H68V198H66V199H69L70 196L68 195ZM142 197H144V196L142 195ZM70 198H71V197H70ZM72 198H74V196H72ZM72 198H71V199H72ZM77 198H78V197H76V198L73 199V205H74V207L71 205V202H72L71 199L68 200V202L71 201L70 204H69L67 201L65 202V199H64V200H63L64 202L61 203V204H63V207H62V208H65V207L68 208V207H69L68 205H67L68 207L65 206L66 203H67V204L70 205V207H72V208L75 209V206H76V204H75L76 201H75V200H77ZM79 198H80V197H79ZM0 199H1V198H0ZM82 199H83V198H82ZM136 199H137V198H136ZM145 199H146V197L144 198L143 201H146ZM231 199H232V197H231ZM2 200L5 201L4 199H2ZM48 200H49V199H48ZM51 200H52V199H51ZM51 200H50V201H51ZM138 200H139V197H138ZM233 200H234V199H233ZM50 201L47 202V200H46V204L48 203V205H49V204H50V203H49ZM88 201H89V200H88ZM88 201H87V203H88ZM147 201H149V200H147ZM150 201H152V200H150ZM150 201H149V202H150ZM0 202H1V201H0ZM7 202H8V203L5 202L6 204H5V203H1V205H2V204H5L6 206H8L10 201L8 200ZM74 202H75V203H74ZM77 202H78L77 205L79 206V202L81 203L82 201H81V199H80L79 201L77 200ZM85 202H86V201H85ZM113 202H115L113 199L110 201V200H109V197L106 196V197H105V200L103 201V203H107V204H109V205H111V206H107V205H106V206L104 207V209H106V210H111V211H112V210H115L116 207H114V206L112 205ZM20 203H21V202H20ZM24 203H25V202H24ZM36 203H37V202H36ZM38 203H39V202H38ZM57 203H59V201H58ZM151 203H152V202H151ZM7 204H8V205H7ZM61 204H60L59 206H61ZM64 204H65V205H64ZM81 204H82V203H81ZM83 204H84V202H83ZM40 205H41V204H40ZM48 205H46V206H48ZM88 205H89V204H88ZM88 205H87V206H88ZM120 205H121V204H120ZM3 206H4V205H3ZM46 206H45V207H46ZM121 206H122V205H121ZM127 206H128V205H127ZM0 207L2 208V206H0ZM8 207H12V206H8ZM79 207H81V205H80ZM82 207H83V206H82ZM85 207H86V206H85ZM138 207H139V206H138ZM144 207H145V206H144ZM1 208H0V209H1ZM5 208H6V207H5ZM52 208H53V207H52ZM59 208H60V207H59ZM59 208H58V209H59ZM66 208H65V209H66ZM77 208H78V207H76V209H77ZM136 208H137V207H136ZM33 209H34V208H33ZM58 209H57V210H58ZM68 209H71V208H68ZM74 209H71V210H74ZM122 209H125V208L122 207ZM140 209H141V208H140ZM155 209H156V208H155ZM1 210H2V209H1ZM37 210H38V209H37ZM57 210H56V211H57ZM126 210H127V209H126ZM129 210H130V209H128V211H129ZM133 210H134V209H133ZM133 210H132V211H133ZM135 210H136V209H135ZM135 210H134V211H135ZM85 211H86V210H85ZM85 211H84V213H85ZM87 211H88V210H87ZM136 211H137V210H136ZM79 212H80V211H79ZM112 212H113V211H112ZM4 213H5V212H4ZM115 213H116V212H115ZM115 213H114V214H115ZM133 213H135V212H133ZM0 214H1V213H0ZM2 214H3V211H2ZM2 214H1V215H2ZM5 214H6V213H5ZM5 214H4V215H5ZM6 215H8V214H6ZM115 215H116V214H115ZM8 216H9V215H8ZM0 217H1V216H0ZM5 217H6V216H5ZM5 217H3V218H5ZM116 217H117V216H116ZM248 217H249V216H248ZM120 218H122V217H120ZM127 218H128V217H127ZM127 218H126V219H127ZM251 218H252V217H249V219H251ZM191 219H192V218H191ZM248 221H250V220H248ZM252 221H253V219H252ZM253 222H254V221H253ZM255 222H256V221H255ZM255 222H254V223H255ZM186 223H187V221H186ZM244 223H246V220H245ZM263 223H264V222H263ZM187 224H188V223H187ZM249 224H250V226H251L253 223H252V224H251V222H250V223H247V225H249ZM183 225H184V224H183ZM253 225H254V224H253ZM255 225H256V224H255ZM90 227H91V226H90ZM186 227H187V226H186ZM206 227H207V226H206ZM260 227H262V226H260ZM260 227H258V228H260ZM251 228H252V227H251ZM208 229H209V228H208ZM260 229H261V228H260ZM134 231H135V230H134ZM175 231H177V230H175ZM204 231H205V230H204ZM206 231H207V230H206ZM206 231L203 232V233H206ZM247 231H248V230H247ZM250 231H251V230H249V232H250ZM253 231H255V230L253 229ZM261 231H262V230H261ZM137 232H138V231H137ZM198 232H199V231H198ZM207 232H208V231H207ZM218 232H220V231H218ZM257 232H258V231H257ZM63 233H64V232H63ZM71 233H72V232H71ZM73 233H74V232H73ZM73 233H72V234H73ZM145 233H146V232H145ZM145 233H144V234H145ZM253 233H254V232H253ZM255 233H256V232H255ZM263 233H264V232H263ZM72 234H71V235H72ZM139 234H140V233H139ZM256 234H257V236H258V233H256ZM256 234H255V235H256ZM75 235H76V234H75ZM89 235H90V234H89ZM91 235H92V234H91ZM194 235H195V234H194ZM249 235H250V234H249ZM261 235H262V232H261ZM77 236H78V235H77ZM138 236H139V235H138ZM199 236H201V235H199ZM257 236H256V237H257ZM56 237L59 238L60 236L57 235ZM56 237H55V238H56ZM62 237H63V235H62ZM143 237H144V236H143ZM197 237H198V236H197ZM251 237H252V234H251ZM251 237H249V238H251ZM57 238H56V240H57L58 242H60V240H58ZM73 238H74V236H73ZM79 238H80V237H79ZM218 238H219V235H218ZM60 239H61V237H60ZM256 239H258V238H256ZM256 239H255V240H256ZM262 239H263V238H262ZM262 239H261V240H262ZM56 240H54L53 242H55ZM261 240H260V242H261ZM206 241H207V240H206ZM65 242H66V241H65ZM68 242H70V241H68ZM68 242H66V243H68ZM134 242H135V241H134ZM137 242H138V241H137ZM203 242H204V241H203ZM131 243H132V242H131ZM242 243H243V245H244V242H242ZM253 243H254V242H253ZM255 243H256V241H255ZM261 243H262V242H261ZM60 244H61V243H60ZM134 244H135V243H134ZM259 244H260V243H259ZM136 245H137V244H136ZM243 245H242V246H243ZM251 245H252V244H251ZM53 246H54V245H53ZM130 246H131V245H130ZM137 246H138V245H137ZM56 247H57V246H56ZM59 247H60V246H59ZM59 247H58V248H59ZM62 247H63V246H62ZM65 247H66V246H65ZM65 247H64V248H65ZM140 247H141V246H140ZM243 247H244V246H243ZM256 247H257V246H256ZM261 247H262V246H261ZM245 249H246V248H245ZM263 249H264V244H263ZM259 250H261L260 247H259ZM239 251H240V250H239ZM261 251H262V250H261ZM172 252H173V251H172ZM176 252H177V251H176ZM178 253H179V252H178ZM249 253H250V252H249ZM262 253H263V252H262ZM63 254H64V253H63ZM173 254H174V253H173ZM58 255H59V254H58ZM58 255H57V256H58ZM60 255H61V254H60ZM67 255H69V254H67ZM251 255H252V254H251ZM57 256H56V255L48 256L49 259L45 257L47 260L45 259V261H44V260H43V261H44V262H50V261H52V262L54 263L56 260H59V259H58L59 257H57ZM61 256H62V255H61ZM63 256H65V255H63ZM240 256H241V255H240ZM257 256H258V255H257ZM244 257H246V256L244 255ZM61 259H64V257H63V258L61 257ZM61 259H60V260H61ZM121 259H122V258H121ZM256 259H257V258H256ZM260 259H261V258H260ZM231 260H232V259H231ZM248 260H249V259H248ZM34 261H35V260H34ZM37 261L39 262V260H37ZM41 261H42V260H41ZM239 261H240V260H239ZM0 262H2V261H0ZM5 262H6V261H5ZM44 262H43V263H44ZM86 262H87V261H86ZM125 262H126V261H125ZM241 262H243V261H241ZM257 262H258V261H257ZM29 263H30V262H29ZM32 263H33V262H32ZM34 263H35V262H34ZM40 263H42V262H40ZM116 263H117V262H116ZM234 263H235V262H234ZM238 263H240V262H238ZM249 263H250V262H249ZM249 263H248V264H249ZM251 263L254 264V262H252V261H251ZM255 263H256V262H255ZM260 263H261V262H260ZM262 263H263V262H262ZM2 264H3V263H2ZM79 264H84V263L82 262V263H79ZM119 264H120V263H119ZM123 264H124V263H123ZM256 264H257V263H256ZM258 264H259V263H258Z\"/></svg>",
    "mask_w": 264,
    "mask_h": 264
}]
</instances>
